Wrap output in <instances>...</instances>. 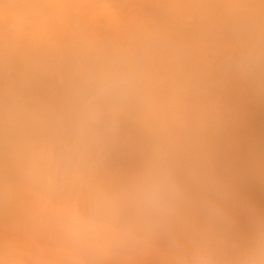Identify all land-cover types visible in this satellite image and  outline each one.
<instances>
[{"label":"rangeland","instance_id":"374dc122","mask_svg":"<svg viewBox=\"0 0 264 264\" xmlns=\"http://www.w3.org/2000/svg\"><path fill=\"white\" fill-rule=\"evenodd\" d=\"M10 1H13V0H0V91H1V93H0V112H1L0 118L3 116L6 117V118L0 119V165H2V166H0V175H1L0 178L1 179L4 178L3 181L0 179V200L3 203L4 202L7 203V201L11 202V200H13V202L15 200H18V201L14 202L13 204H6L5 205V203H4L3 205H0V207H2V206H3V208L8 207V209L10 207H13L14 209L16 208L17 210H20L19 211V213H20L21 211L27 210L26 208L29 207L30 204L34 203V204H36V205H34V207H32L33 208L32 209L33 214L36 210L34 217H36V213H40V216H41V215H44L46 213L45 211H48L51 214L50 217H49V214L45 215V216L49 217L48 219H50V220H51V218L55 219L54 217H56V218L60 217L61 218V216L63 218L65 217L64 218V220H65L66 218L69 217L68 213H70L71 216L72 215L75 216L76 213H77V215H85V214H89V213H92V212L100 210V209L103 210L105 208L106 210L104 209L103 212H104V214L106 213L105 215L108 216V217L107 216L106 217L109 219V221H111L110 218L114 213V215L112 216L113 220L111 221V223L116 224L115 229L117 231H118V229H119V231H121V230L126 231L125 229H127L126 232H130L129 234H131L132 236L134 235L135 239L133 238L131 240H120V239H115V238L110 237V236H109V238L107 236H101V240H97L98 236H96V237L94 236L95 238L94 237L91 238L92 243H90L89 245H91V246H89L86 244L78 243L69 236V234L66 231V228H64L65 225L63 226L64 223H61V222H65V224H66L67 219L65 221L62 220L60 223L58 222V227H60V228L63 227L65 230L63 232V233H65L63 235L64 237H62L63 233L62 234L60 233L61 238H63V239L66 238L65 239L66 241H67V239H72V241L69 240V242H72L73 244L75 242V244L77 243L79 246L81 245L79 249H78V247H79L78 245H77V248L74 246L75 244L73 246L76 249H78L77 251L80 250L79 253L82 257L85 255L83 257L84 259H85V257H87V255H86L87 253H88V257H91V258L87 257L88 260H92L93 257H96L98 255H100L101 257L102 256L104 257V255L107 254V255H110V257H111V258L109 257V263L108 264H111L110 261L112 262V260H113V262H112L113 264H126L122 260L123 257L125 256L124 255L125 250H126V248H127L126 251H129L130 249L132 250L134 247L133 245H135V244H139L138 246L136 245L137 247L136 246L134 247V249L136 248L138 250L139 249L141 250V251L137 250L138 252H146L147 251V254L150 253V255H151L152 252L155 253V250H156L160 253H163L166 255L168 254L170 256H172L174 254V256H172V257H175L176 255L180 254L179 256L183 255L184 260H187V258L189 259L188 256L191 257V255H192L195 257L196 261L199 258L198 262H200L201 264H204V263L205 264L206 263L207 264H209V263L210 264H222L223 259H225L227 262L231 261L234 264H243L242 261L245 263V261L250 256L253 255L251 253L252 248L249 249L250 245H252V247L254 248V250L256 252L261 250L262 247L259 248V244H262V242H264V240H262V241L258 240L261 243H258L256 241L251 242L252 238L254 237V236L251 237L252 236L251 234H253L254 231L252 229V232L249 234V232H245V230L249 231L251 226H252V228H254L253 225L257 229V227L259 226V225L257 226V221H258V219H260L262 217V215H264V211H263V209H264V199L263 198L264 197L262 198L260 196L264 193V186L263 187L261 186L262 184H264V182H263L264 180H262L263 183H261V179L256 177V175L254 173H256L258 175L257 171L253 172L254 175H252V173H251L252 170L249 168H247V170L244 169V171H243L242 168L245 167V165H243L245 163V160L243 158H242L243 160H241L240 158L242 157L241 154L245 155V153H243L242 151H239L238 152L239 154L237 155L236 151L239 147H240L239 148V150H240L241 145H243V143L246 144V142L248 140H250V143L248 141L247 145H250V144L254 145L253 142L255 143L257 140L259 141V139H261V141L264 142V139H263L264 138V133H263L264 132V123H263L264 117L262 119L263 121L260 120L261 117H258L264 111V108H262V106L259 105V104L264 105V103H262V102L259 103V101L264 100V79H263L264 76L261 75L259 77L258 75H256L254 73V72L258 71L257 69H259L260 63H258V62H260L261 60L264 59V57H263L264 56V0H257V1L252 0L251 2H248L249 0H243V1H247V2H243L241 0H239L240 2L238 0H224V1L221 0V2H219V1L214 0L215 4L217 2V4L215 6L212 3L213 0L212 1L211 0H205V1L199 0L200 2L201 1L205 2L206 5H207V3L208 4L210 3L211 5L213 4L212 8H214L215 10H213L211 8V5H209L207 9L205 8L207 6L202 7L204 5V3L202 6H199L201 4L200 3L198 4L197 0H190V2L193 1V3H192L193 5H190L191 3L189 4L186 2V0H183V3H185V2L187 3V4L186 3L183 4L184 7L182 6V4H179V3L178 4L182 7H180V6L175 7L177 5V1H176V5L174 4L175 0H172L174 3L171 0H169V1L164 0L166 2V4L163 0H101L102 2L100 1V3L96 0H94V1L93 0H83L84 3H86V6L82 0H74V1L73 0H70V1L69 0H65V1L63 0L64 3H62V0H56V1L51 0V2L54 1L53 5L51 4V2L49 3L50 0L46 1V2H48L47 4L44 2V0H42L43 2H41L39 5H30V7H29V5H27L29 9H31V6L34 7L33 11H32V9L31 10L26 9L25 7H23L25 10L24 9L22 10V5L26 6V4L25 5L20 4L21 2L19 3L18 0L17 1L14 0L13 1L14 4H13V2L11 3ZM87 1L91 2L92 6L94 5V7L96 5H99L102 3V5H99L101 7L100 8L101 10L97 6H96L97 10H95L94 7H92L89 3H87ZM103 1H105V2H103ZM158 1L160 2V4L158 3ZM233 1H234L235 5H237L236 6L237 9H236V7H233L234 5L232 6L233 8L231 7V3ZM92 2H95V3H92ZM168 2L169 3L171 2L173 5L167 4ZM178 2H182V0H178ZM222 2L223 3L229 2L228 6L226 5L224 7L225 3L223 4ZM241 2H243V3L240 4ZM55 3H56V7H60V9L55 7V5H54ZM194 3H195V5H194ZM245 3L247 6H245ZM8 4L9 5L13 4V5L9 6ZM18 4H20V5H18ZM60 4H62V5L60 6ZM196 4L200 8L197 7ZM221 4L223 7L220 6ZM161 5L164 6L163 7L164 11L162 10ZM41 6H43V7L41 8ZM62 6H64L63 9H62ZM218 6H220V7H218ZM230 7L232 8V10ZM253 7L255 8V10L257 9V12L254 11ZM165 8H168V10ZM240 8L241 9L244 8L243 11L238 10ZM258 8H260V9H258ZM26 10H28V12ZM55 10H57V11H55ZM252 10L254 13L251 12ZM261 11H262V13H261ZM26 12H27V14H26ZM236 12L238 15H236L235 19L236 20L240 19L239 17L241 16L240 22H243V21L245 22V20H247L245 22L246 25L244 24V22H243V24L240 23L239 20H237V24H233L234 23L233 22L234 16H235ZM241 12H242V14H241ZM258 12H260L261 14ZM223 13H226V14H223ZM251 13H252V15H250ZM257 13H258V15H257ZM66 14H68V16L72 15L69 18L67 17L69 20H67ZM165 14H166V16H165ZM230 14H232V15H230ZM225 15H228L229 17L225 16ZM243 15H244V17H243ZM249 15H250V17L254 16L253 20L255 17L258 18L257 19L258 21L257 20L253 21L249 17ZM7 16H8V18H6ZM225 17H226V19H225ZM227 17L231 18V20L228 19ZM248 17H249L250 21L253 23H251V24L247 23V22H250L248 20ZM20 18H21V21L19 20ZM71 18L73 20H71ZM245 18H247V19H245ZM64 19H66V20H64ZM165 19H166V21H165ZM84 20H86V21H84ZM6 21H7V23L9 22L10 24L9 23L7 24ZM16 21H18L17 24L14 23ZM64 21H67V22L64 23ZM230 22H232V23H230ZM36 23H37V27H36ZM4 24H7L8 26H5ZM33 24H34V26H33ZM232 24H233V26L230 27V25H232ZM247 24L248 25L250 24V25L248 26ZM256 24H257V26H256ZM238 25H240L241 27L239 26L237 28ZM251 25H253V26H251ZM224 26H228L230 29L228 27H224ZM86 27H88V28L86 29ZM71 28L73 30H71ZM248 28L249 29L252 28V29H250V32H247V31H249ZM255 28L257 30H255ZM58 29H60L59 32H58ZM83 29H84V31H83ZM236 29L237 30L239 29V31H241V32L236 31ZM63 30H65V31H63ZM242 30H245V31L242 32ZM39 31H43V33L46 35L43 34V36L40 37L42 35V33ZM189 31H191V32H189ZM14 32H15V34H18V35H15ZM24 32L26 34L23 35ZM82 32H84V33H82ZM97 32L99 33V35L98 34L96 35ZM31 34H32V36H31ZM39 34H40V36H39ZM190 35H191V37L192 36L194 37V40L190 37ZM24 36H25V38H24ZM38 36H39V38H38ZM95 36H97V38H95ZM89 37H91L92 39L94 37L93 40L95 42L92 41L91 38H89ZM21 39L23 41H21ZM85 39H86V41H85ZM165 41H167V42H165ZM91 43L93 44L92 46L90 45ZM109 50L111 51V53ZM23 51H25L27 53L26 54L24 52L25 55H27L26 57L24 55V57H25L24 60L22 58L23 57ZM18 54H19V56H18ZM20 55H22L21 58H20ZM105 57H106V59H105ZM69 61L72 63H69ZM66 62L69 65L68 66L66 64V66H68L69 68L66 67L65 65H63V63L65 64ZM102 62H105L107 64L104 65L105 63L102 64ZM108 65H110V66H108ZM103 66H106L107 70L105 69V67L103 68ZM28 67H29V70H28ZM65 67L68 68V71H66ZM75 67H77V69ZM18 68H20V69H18ZM30 69H31V71H30ZM63 69H65V70H63ZM65 72H68V74L67 73L66 74H67V76H70V78H71V79L69 78V80H68L69 83L67 81L68 77H66ZM258 72H256V73L260 74ZM25 73L27 75H29L27 80H25L27 78L26 77L27 75H25ZM22 75H23V77L25 76V79H23V77H21ZM30 75L31 76L34 75V76L31 77ZM38 75H40V76H38ZM62 75H64L65 77ZM16 76H18L19 79H17ZM42 76H43V78H42ZM16 80L23 82V83L17 82ZM24 80L27 82H25ZM48 80L50 81L49 84L47 83ZM254 80H256V81H254ZM29 81H31V82H29ZM133 81H134V83H133ZM257 81H259V82H257ZM65 82L68 83L69 85H67ZM127 83H129V85ZM66 85H67V88H69V89L65 88ZM130 85H132V86H130ZM133 85H135V86H133ZM54 86L56 88H54ZM28 87L31 88V89L29 88L31 91L28 89ZM234 87H235V89H233ZM10 88H12L14 90H12ZM51 88H53V89H51ZM53 90H54V92H52ZM67 90H69V91H67ZM232 90H235V91H233V93H235V94L230 92ZM243 90H244V92H243ZM2 91H3V93H2ZM10 91H11V93H15V91H16V93L18 92V95H21L19 93L20 91H22V92L24 91L23 95L25 97L20 96V99L24 100L22 102H25V106H24V103H22V102L20 103L17 100H14V101H17V102H14L13 98L16 97L15 99H17L18 95L15 96V94H16L15 93V94H12V96L14 95V97H12ZM27 91L31 92V94H29ZM239 91H240V93L242 92L241 94L246 93L245 91H247V93L245 95H247L248 92L250 91L249 92L250 94H248V95L254 96V98H252L253 96L251 97L255 101L254 106L255 107L257 106L256 108H254V109H256L254 112L256 113V111H257V113H259V115L252 116L254 121H256L255 123H253V125H250L249 120L247 119V117H244V114L241 115V113H243V111H242L243 107L240 104L241 102L239 101V99L234 98V100L233 99L229 100V99L233 98L236 94H238ZM25 92H27V94L30 95L31 99L33 98V97H31L32 94H33L32 96H34L36 94L35 96L38 99V101L40 98H42L40 101H42L44 99L43 102H45V103L42 102L41 103L42 105L39 103V105H41V106L40 107L38 106L39 108H42V109H39L37 107L38 102H37V99L36 100L34 99L35 97L33 98L32 103L34 104V102L36 101L37 103H35V104H37V105L35 106V104H34V107H33L31 102H29V103H31V104H29L28 99H30V98H28L29 96L27 97ZM43 93L46 95H44ZM48 93H49V95H47ZM210 93H211V95H210ZM226 93H228V95ZM240 93L236 96L241 97ZM6 94H7V96H6ZM53 94H54V97H52ZM207 94H209V95H207ZM230 94H232L234 96H232V95L229 96ZM120 95H121V97H120ZM123 95H124V97H123ZM179 95H180V97H179ZM59 96L61 98H58ZM164 96H165V98H164ZM169 96L174 97V98H172L173 101H172L171 97H169ZM250 96H248V97H250ZM63 97H65V99ZM210 97H211V99H210ZM213 97H214V100H215V98H219L218 100H220L221 102H219L217 100L216 103H214V101L212 99ZM243 97H244V95L242 96V98ZM25 98H26V100H25ZM48 98H49V100L51 99V101H49ZM31 99H30V101H31ZM45 99H46V101H45ZM60 99L62 100V102L64 100L65 103L62 105L60 103H58V101L60 102ZM149 99H151V100H149ZM9 100H11V102H8ZM55 100L57 101V103L55 105H53V102ZM211 100H212V103L210 104ZM228 100L231 101V103L234 101L236 103L237 107L234 105L235 104L234 102H233L234 104L233 103L231 104ZM256 100H257V104L259 103L258 105L255 104ZM237 101H238V103H237ZM12 102H14V103H12ZM46 102L47 103L50 102V104H49L50 106L47 105ZM180 102H181V104L185 103V105L182 104V106H186L187 105L186 103H188L187 106L189 108V111H188L187 106L184 107V109H187V110L184 111L183 109H181L183 107L182 106L179 107ZM202 102H203V104H202ZM217 102L219 105L217 104ZM7 103H9V104H7ZM205 103H206V105H205ZM189 104H190V106H189ZM237 104L240 105V108L242 107V110L240 108L238 109L239 105H237ZM11 105H13V106H11ZM29 105H31V107H29L30 109L34 108V111L39 110L37 112L39 114H37L35 112L36 117L34 116V114H32V113H34L33 109H31L33 112H31L30 109H27V107ZM43 105H45V106H43ZM14 106H15V108H14ZM18 106H19V109L21 112L19 111V109H17ZM22 106H24V109L21 108ZM62 106H64V107H62ZM215 106H217V108H215V110H214ZM8 107H10V108H8ZM53 107L55 109H53ZM148 107H150V108H148ZM191 107H193V108H191ZM44 108H46V109H44ZM65 108H67V109L65 110ZM7 109H9V110H7ZM10 109L12 112L10 111ZM49 109L52 111H50ZM190 109H194V110L191 112ZM16 110H18V111L15 112ZM202 110L205 112H203ZM259 110H261V113ZM24 111L26 113H27V111H29L28 112L29 114L27 113L25 115ZM57 111L58 112L61 111V112L58 113ZM214 111L216 114L214 113ZM46 112H48L50 114L47 115L48 113L46 114ZM186 112H188V113H186ZM190 112H191V114L194 112L193 115H190ZM238 112H240V113H238ZM254 112L251 111V113H254ZM152 113H153V115H152ZM12 114L15 115V117H13ZM199 114H200V116H199ZM237 114L239 115V117ZM8 115H10V116H8ZM23 115H25L26 117ZM37 115H39L40 117H38ZM202 115L204 117H202ZM215 115L217 116L218 119L216 118ZM20 116H22L23 117L22 119H25V120L28 119L29 116L31 118H29V120H26V122H25V120H23V121L21 120V122L23 124L20 122V124L18 125V122H19L18 120L21 119ZM150 116H152V118ZM252 117H251V119H252ZM15 118H16V120H15ZM32 118H33V120H31V122H30V119H32ZM44 118H46V119H44ZM181 118H183V119H181ZM204 118H205L206 122H204L205 121ZM226 118H227V120H226ZM34 119H35V122H34ZM41 119L43 121H40ZM165 119H166V121H164ZM184 119H186V120H184ZM52 120H53V122H52ZM202 120H204V121H202ZM254 121H252V122H254ZM27 122L29 125H27ZM29 122L32 123V126L34 128H32V126ZM186 122H187V124H186ZM227 122L228 123L230 122V123L228 124ZM57 123H59V124H57ZM25 124H26V126H25ZM240 124H241V126H239ZM254 124L256 125V127ZM46 125H48V126H46ZM199 125H200V127H199ZM204 125H205V127H204ZM247 125L249 126V128H247ZM17 126H19V127H17ZM232 126H234V127H232ZM243 126H245L247 130H243ZM38 127H39V129H38ZM224 127H226V128H224ZM47 128H49V129H47ZM193 128H194V130H193ZM212 128H213V130H212ZM253 128H255V129L257 128L259 130V132H261V133H258L261 135L257 134L259 139L256 136V134H255L256 137L254 136V132L256 133V131ZM37 129H38V131H37ZM249 129L253 130L254 132H250ZM48 130H50V131H48ZM225 130H226V132H225ZM227 130H228V132H227ZM232 130H234V131H232ZM242 130H243V132H242ZM53 131H55V132H53ZM246 131L249 132V135H248V132H246ZM180 132H181V134H180ZM223 132H225V133H223ZM231 133H233V134H231ZM251 133H253V134H251ZM183 135H184V139L182 137ZM197 135H199V136H197ZM251 135H253L254 137ZM56 136H58V137H56ZM192 136H194V137H192ZM216 137L218 140L216 139ZM188 138H190L191 139L190 141H192V142H190ZM59 139H60V141H59ZM209 140H211L212 142L210 141V143H209ZM204 141H206V143H204ZM258 141H257V143L259 144L260 141L259 142ZM64 142H67V143H65L66 146L64 145ZM89 143H90V145H89ZM257 143L255 144V146L257 145ZM210 145H211V147H210ZM247 145H244V146L247 147ZM67 146H68V148H67ZM204 146H205V148H204ZM206 146H207V148H206ZM244 146H242V147L245 148ZM43 149H44L46 154L44 153ZM62 149H64V150H62ZM197 149L198 150L200 149V151H198ZM234 150H236V151H234ZM243 151H244V149H243ZM26 153H29V154H26ZM224 153H225V155H224ZM226 153H228V154L230 153V154L227 155ZM88 154H89V157H91V159L88 158ZM218 157H220V159L217 160ZM230 157H233V158L230 159V162H229L227 160H229ZM236 157L240 160H235ZM243 157L245 158V156H243ZM204 158H207L208 160L207 159L204 160ZM43 159H45V160H43ZM57 159L59 160V162H57ZM37 160H42V161H44V163L37 164L36 163ZM220 160H221V163H220ZM86 161H87V163H86ZM201 161H203V162H201ZM207 161L209 163H212V164L209 165V163ZM240 161L244 162V163H242V165L244 167H242ZM188 164H190V165H188ZM197 164H198V167L200 165L199 168L196 167ZM202 164H203V166H205V168L202 166ZM217 164H219V166H221L222 168L219 166L216 167ZM29 165H30V167H29ZM32 165L33 166L35 165L34 168ZM52 165H54V166H52ZM240 165H241V167H240ZM51 166H52V168H51ZM206 166H207V168H206ZM227 166L228 167L231 166V167L227 168ZM28 167H29V169H28ZM212 167H214V168H212ZM215 167L218 169L221 168V170H223L224 172L223 171L220 172V170L218 171V169H216ZM195 168L196 169L198 168L197 170H199V169H202V170L197 171V170H194ZM232 168L234 169V172L231 173V171H233ZM6 169H7V171H6ZM84 169H86V170H84ZM213 169H216V171ZM212 170L214 171L213 172L214 175L211 172ZM96 171H97V173H96ZM187 171H188V173H187ZM245 171H248V172L250 171L249 172L250 174L245 173ZM205 172H206V174H205ZM216 172H218V173L216 174ZM225 172L230 173L229 177H228V173H225ZM243 172H244V174H243ZM12 173H13V175H12ZM194 174H196V175H194ZM209 174H210V176L211 175L212 176L210 177ZM198 175L201 176L202 178L197 177ZM218 175H222V176L220 177ZM231 175L233 178L231 177ZM68 176H70V179ZM71 176H73V177H71ZM81 176H82V178H81ZM223 176L225 177L224 179H223ZM258 176H260V175H258ZM74 177H76V178L74 179ZM79 177H80V179H79ZM191 177H194V179L196 177V179L194 180ZM217 178L219 180L221 178L220 183H222L223 185L220 183L219 184L217 183L219 181ZM34 179H37L38 181L34 180ZM197 179L199 181H196ZM215 179L218 181H216ZM39 180H41V181L39 182ZM42 180H43V182H42ZM64 180H65V182H64ZM82 180L85 182H83ZM209 180L210 181L212 180V182H214V183H212V182L211 183L214 184L215 187H217V189H215V191H214V186L212 184H209V185H207V183L204 184L205 182H209ZM227 180L231 181V182H227ZM56 181L58 183H56ZM25 182H27V184ZM34 182H37V183L33 184ZM154 182L164 183L167 186L168 195H167L165 201L163 202L162 206L159 209L146 210L140 202V193L144 187H146V186H148ZM223 182H225V184H227V185L229 183L230 185H228V186L224 185ZM236 182H237V185L239 186V188L233 187V189H232L231 188L233 186L232 184L234 183V185H236ZM256 182H257V184H256ZM258 182H260L261 185ZM43 183L45 185H43ZM216 183L218 184L217 186H216ZM38 184L40 186L42 185V187H40ZM64 184L66 186H64ZM94 184H95V186H94ZM36 185H38L40 189L37 188L38 186H36ZM46 185L47 186L49 185V188ZM60 185H63V186H60ZM83 185L86 187V189H85V187L83 188ZM200 185L202 187H203V185H205V186L207 185V186H209V188L207 186H206L207 188H205V186H204V188H202V187H200ZM219 185H221V186L219 187ZM254 185H256V186H254ZM22 186L24 189L22 188ZM225 186H227V187H225ZM62 187H64V189ZM248 187L250 189H248ZM25 188L29 191L27 192V190H25ZM89 188H91V189H89ZM201 188L203 189V191H201ZM222 188L224 189L223 193L221 191ZM256 188L258 191L255 190ZM61 189H63V190H61ZM45 190H46V192H45ZM83 190H86V191H83ZM253 190H255V191H253ZM259 190H261V191H259ZM42 191L47 193V195H50L51 197H53V194H54L55 200H54V197L50 198V196L48 197L46 194H43ZM92 191H94V192H92ZM62 192H64V193H62ZM84 192H86V193H84ZM91 192H92V195H91ZM203 192H205V193H203ZM254 192L256 193V195ZM257 192H259V193L257 194ZM30 193H32L34 195H32ZM48 193H50V194H48ZM51 193H53V194H51ZM83 193L85 196H83ZM208 193H212V194L207 195ZM86 194L88 196H86ZM217 194H218V196H219L218 198L220 200L217 198ZM219 194H221V195H219ZM251 194H254V195L252 196ZM35 195L38 196L39 199H38V197L36 198ZM203 195L205 196V198ZM196 196L199 198H197ZM222 196H223V198H222ZM225 196H227L228 198ZM209 197H210V200H207V199H209ZM211 197H212V200H211ZM234 197H237V199ZM255 197H257V198H255ZM19 198H20V200H19ZM41 198H43V199L40 200ZM44 198H45V200H47V202H49L50 208L45 204L46 201L44 200ZM83 199L85 200L86 203L82 202ZM215 199H217V200H215ZM222 199H224L225 201ZM255 199L256 200H263V203L260 204L261 203L260 201H259L260 203L255 201L256 202V205H255V203L253 202ZM53 200L57 202L58 206L56 205V202H54ZM191 200H192V202H191ZM234 201H235V204H234ZM105 202H106V204L108 203V206L105 204ZM237 203H238V205H237ZM53 204L55 207L53 206ZM176 204H178L179 206ZM174 205H175V207L176 206L177 207L175 208ZM196 205H197V207H196ZM228 205L230 206V208ZM77 206H78V209H77ZM191 206H192V208H191ZM237 206L240 209L239 208L237 209ZM35 207H36V209L34 210ZM52 207H54V208H52ZM71 207H72L73 213H71L70 210H68L69 212L67 211V209L71 208ZM169 207H171V208H169ZM195 207H196V209H195ZM182 208L186 209V210H182ZM61 209L63 210V212ZM76 209L78 210V212L75 211ZM194 209H195V211H193ZM3 210L4 209H1L0 211L3 212ZM42 210H44V211H42ZM177 210H179V211H177ZM9 211H11V210H9ZM9 211L7 210V212H9ZM110 211H111V213H110ZM118 211H120L121 214H118L119 213ZM182 211H183L184 216H185V218L183 217V220H186V219L187 220L190 219V220H188V221L186 220V222L182 220V218H181L182 217L181 214L183 215ZM187 211L190 212L191 214L187 213ZM107 212L109 215L107 214ZM195 212L198 214H196ZM235 212H236V214H235ZM243 212H244V214H241ZM9 213H11V212H9ZM14 213H16V212H14ZM17 213H18V211H17ZM21 213L23 215L22 218H24L26 216V214L24 215L23 212H21ZM21 213L19 215H21ZM122 213H123V215H122ZM177 213H178V215H177ZM239 213L243 217L241 215L238 216ZM2 214H0V216H2ZM29 214L32 215L31 212ZM186 214H188V216H187L188 218L186 217ZM192 214H194V216H195V214L198 215V218L197 217L194 218L195 220H197L196 222L194 221V219L193 220L191 219L194 217ZM231 214H235L233 216L237 215L236 217H234L237 219L230 218V216H228V215H231ZM189 215H192L193 217L192 216L190 217ZM199 215H200V217H199ZM5 216H6V214L4 213L2 218H0V222H3L2 225L4 224L3 226L0 227V233L2 234L3 231L7 228L12 230V232L14 233L13 236L15 238L13 236H12L13 239L10 238L12 233L9 235L6 233L7 237H9L12 240V242L16 241V240L18 241V239L20 240L21 237L22 238L24 237L23 239L21 238V240L23 242L25 241L24 239H26V240L29 239L27 242H30V240H31L30 238H32V237L29 236V232L32 233V231H33V239H34L35 238L34 234L36 235V233H37V231L35 233L34 230H38V234L44 235V233H46L48 231V229L51 231V229L49 228L50 224L51 225L53 223L55 224V222L58 221V219L57 220L55 219L56 221L54 220L51 222H49L50 220H48V222L50 224L47 222L49 224V226L46 229V232H43V231H39V230L44 229L41 227L39 228V226H41L40 224H43V223H41L40 221H37L36 218L34 219L35 220L34 221L30 217V219H32L31 223L34 222L35 224L37 223L39 225L36 224L37 226L34 225V227H30L29 225L23 226V230L25 229L26 231H27V229L30 228L28 230L29 232L27 231L28 233H25V230L23 232V231H21V229L18 231H15V229L17 227L20 228V226L25 225V223L29 224L30 223L28 221L29 218L28 219L26 218L25 220L23 219L25 223H23V221H21L20 222L21 224L18 221H16V223L18 222V224H19L18 225V224L14 223L15 220L13 221L14 217L13 218L11 217L12 219H7L8 217H10V214L7 215L8 217H5ZM233 216L231 215V217H233ZM122 217H123V219H122ZM176 217L178 219H176ZM245 217H250V218L245 219ZM60 218H59V220H61ZM116 218L117 219L121 218V219L119 221H115L113 223V221ZM224 218L228 219V220H225ZM238 218H241V219H239V221H238ZM263 218H264V216H263ZM128 219H130V220H128ZM216 219H218V221ZM222 219H224L225 221H222ZM242 219H244V220H242ZM2 220H5V221H2ZM16 220H18V217ZM39 220H41V219H39ZM181 220H182V222H181ZM229 220H231L232 222H236V221H238V222H236L237 223L236 224V223L230 222ZM233 220H236V221H233ZM241 220H242V222H241ZM179 221H180V223H179ZM216 221L219 222V225H216V224H218ZM221 221L224 223H222ZM247 221H249L250 223L253 222V224H250V228H248L249 226H244V225L249 224ZM190 222H192L191 224L196 223V224H193V226H197L199 224L200 227L193 228V226L190 224ZM214 222H215V224H214L215 226L213 227ZM243 222H245L246 224L245 223H244V225L242 224L243 225L242 227L236 226V225H238V223L241 225V223H243ZM261 222L262 223H258V224H262V226L260 225L261 227L259 229H261V228L263 229V227H264V222L263 221H261ZM117 223H120V224L118 225ZM185 223H187V225H190L189 227L193 228V230L190 228H188V230H187L188 226L185 225ZM201 223H202V225H201ZM205 223H207V224H205ZM5 224H8V225L13 224L12 226H14V227H12V226L10 227L8 225L5 226ZM125 224H127V225H125ZM180 224H182L181 227L179 226ZM203 224H205V225H203ZM0 225H1V223H0ZM30 225H32V224H30ZM47 225L45 227H47ZM183 225H185V228ZM171 226H173L174 231L172 230ZM226 226L227 227L229 226V230H228V228L226 230L227 232H225ZM230 226H232V227H230ZM176 227H177V229H176ZM204 227H206V228H204ZM207 227H208V229H207ZM212 227H213V230H212ZM244 227H245V229H244ZM133 228L134 229L137 228V230L136 229L134 230ZM151 228H155V229H151ZM238 228H243V233H247L246 234L247 237L251 238L249 240V242H247V240H246L247 237H245L246 239L244 238L245 234H243L241 232L242 230L241 229L239 230ZM56 230H59V229L57 228ZM140 230H142L143 233L139 232ZM144 230H145V232H144ZM146 230L152 234L150 235ZM162 230H164V231H162ZM223 230H224V232H222ZM232 230H235V232L238 234H235V232ZM19 231H21V233L22 234L24 233L25 235L20 236ZM60 231L62 232L61 229H60ZM60 231H54V232H56L55 234L57 235V237L53 236V238L56 240L51 238V240L52 241L54 240L55 243L56 242L58 243V241L60 242L63 240L62 239V240L57 241L58 237H59V239H61L60 236H58V234H59L58 232H60ZM259 231L257 230V233ZM191 232L192 233L194 232V233L192 234ZM239 232H241V234H243L242 235L243 237L240 235V237H242L241 239L246 240V241H243V243H246V242L249 243V245L246 243L248 245L247 251L242 252L244 256H241L242 258L241 257L235 258L236 254L233 253L234 256H231V257L232 258L234 257L235 260H232L230 257H227L228 259L223 258V256H221V255L224 254L223 253L224 251H222L224 249V247L221 246L220 243H222V242H220L219 240L222 241V240L226 239L227 242L226 241L225 242L228 243V245L231 243L232 246L231 245H229V246L232 247V249H234L236 247L234 245H236V242H238L239 245H237L236 249L239 246V248L237 250H239L241 252V251H243L242 250V248H243L245 251V247L243 246L244 244H242V246H240L241 242L239 240H241V239L239 237V234H240ZM147 233H148V236L145 237V235H147ZM153 233H155L154 236H153ZM158 233H161V234L158 235ZM165 233H167V234H165ZM233 233L236 235L235 236L236 239H237V237H239L237 240L234 238ZM162 234H163V236H161ZM258 234L260 236L261 235L264 236L263 235L264 231L261 233H258ZM6 235H5V237H6ZM52 235H53V233H52ZM186 235L188 237H191V235H195V236L194 237L192 236L190 238L191 240L190 239L188 240V237ZM197 235H198V237H197ZM202 235L203 236L205 235V237H203ZM206 235L210 236V238ZM217 235H219V237H217ZM259 235H258V237H259ZM0 236H3V235H0ZM16 236H17V239H16ZM36 236H37L36 238L41 237V236L38 237V235H36ZM46 236H47V234H46ZM46 236H44V237H46ZM180 236H181V238H180ZM211 236H214V237L211 238ZM141 237H142V239H141ZM159 237H161V238L159 239ZM195 237L197 238V240L195 239ZM202 237L205 239H202ZM9 238H7V242L5 241L6 243H8ZM184 238H185V240H184ZM261 238L263 239L264 237H261ZM45 239H47V238H45ZM99 239H100V236H99ZM109 239H110V241H109ZM136 239H137V241H136ZM138 239H139V241H138ZM11 240H10V242H11ZM65 240H63V241L65 242ZM103 240H104V242H103ZM215 240H217L218 243L220 242L219 244L221 246V248L219 247L215 251H221V253H223L219 256V258L222 257L223 259L221 258L219 261L218 260L216 261L217 258H215L213 256L214 254H212L213 252L215 253V255L220 254L219 252H215L213 250V249H215V247L213 248V246H212V248H210L211 246L206 244V247H207V249H206L205 246H203V245H205V243H208L209 241H210V244L212 241H214V242H212L214 244ZM234 240H236V242ZM256 240H257V238H256ZM33 241H32V243H33ZM40 241H42V240H40ZM44 241L46 242V240H44ZM108 241L110 242V244L108 243ZM111 241H113V242H111ZM144 241L148 242V246L152 242L150 247L154 246L156 248L155 249H153V248L147 249L149 247H147V243ZM233 241L235 242V244L233 243ZM1 242L2 241L0 238V244L2 245L4 243V241L2 243ZM34 242H36V241H34ZM38 242H36V243L39 244ZM105 242L108 244H106ZM14 243L16 244L15 246H17V247L19 245L21 247H23L24 244H26V243H24L22 245V243L20 244V241L14 242ZM111 243H114V244L111 245ZM117 243H118V245H117ZM183 244H185V245H183ZM194 244H196L197 246ZM12 245H13V243H12ZM103 245L105 247H107L110 251L109 250L107 251L106 250L107 248L105 249V247ZM125 245H127V247ZM181 245H183V246H181ZM198 245H199V247L200 246L201 247L196 248V247H198ZM223 245H224V242H223ZM247 245H245V246H247ZM30 246L35 247L34 244L30 245ZM82 246H83V248H82ZM110 246H112V248ZM139 246L140 247L142 246V249H144V251ZM187 246L188 247L190 246V247L188 248ZM218 246H216V247H218ZM102 247L104 248L103 250H101ZM203 247L206 249V251H205V249H202ZM225 247H226V244H225ZM113 248L115 251L113 250ZM117 248H119V249L122 248L125 250L121 251ZM160 248L162 250H160ZM257 248L259 249L258 251H257ZM32 249H34V248H32ZM111 249H112V251H111ZM134 249L132 251L136 252V250L134 251ZM191 249H194V250H191ZM196 249H199V250L201 249V251L196 250ZM105 250L107 253L104 252ZM177 250H178V252L181 251L184 254L183 253L177 254ZM189 250L192 251V253L190 255H189V253H190ZM161 251H163V252H161ZM202 251H203V253H202ZM226 251L227 250H225V252ZM255 251H253V252H255ZM81 252H83L84 254L83 253L81 254ZM121 252H124V253H121ZM186 252H188V254ZM197 252H201V255L198 254ZM259 252L261 253L262 251H259ZM229 253H231V252H228V254ZM237 253H239V252H237ZM242 253H240V254L242 255ZM95 254H97V255L95 256ZM204 254H205V256H204ZM207 254H209V256ZM92 255H93V257H92ZM155 255L157 256V253H155ZM224 255L226 256V254H224ZM231 255H232V253H231ZM152 256H154V254H152L151 257ZM179 256H176V257H179ZM210 256H212L213 259ZM216 256H218V255H216ZM204 257H205V259H204ZM206 257L210 258V260H208ZM244 257H245V259H244ZM161 258L163 259L162 256L159 257V259H161ZM179 258H182V257H179ZM262 258H263V256H262ZM159 259L157 258L156 261L157 262L159 261V263H160ZM162 259H161V262L164 261ZM153 260H154V258H153ZM153 260H152V264H153ZM199 260H201V261H199ZM212 260H213V262H211ZM214 260L216 261L215 263H214ZM156 261L154 263H156ZM206 261H209V263ZM189 262L191 263V260H189ZM159 263H156V264H159ZM229 263H226V264H229Z\"/></svg>","mask_w":264,"mask_h":264},{"label":"bare ground","instance_id":"6f19581e","mask_svg":"<svg viewBox=\"0 0 264 264\" xmlns=\"http://www.w3.org/2000/svg\"><path fill=\"white\" fill-rule=\"evenodd\" d=\"M13 1H14V0H13ZM13 1H10V2L12 3ZM16 1H17V0H16ZM46 1H47V0H44V2L47 4L48 2H46ZM48 1H49V0H48ZM55 1H56V0H55ZM64 1H65V0H64ZM69 1H70V0H69ZM73 1H74V0H73ZM82 1H83V0H82ZM93 1H94V0H93ZM96 1H98V2L100 3L101 0H96ZM163 1H164V0H163ZM166 1H167V0H166ZM168 1H169V0H168ZM171 1H172V0H171ZM176 1H177V5H176ZM197 1H198V4H199V3L201 4V5H199V6H202L203 3H204V5H203L202 7L207 6V7H205L206 9L208 8L209 5H211L210 3H209V4L207 3V5H206L205 2H202V1H201V2H202V3H201L199 0H197ZM197 1H196V2H197ZM204 1H205V0H204ZM211 1H212V0H211ZM216 1L221 2V0H216ZM222 1H224V0H222ZM238 1H239V0H238ZM241 1H243V0H241ZM251 1H252V0H249L248 2H251ZM256 1H257V0H256ZM18 2H19V3L21 2L20 4H24V5L26 4V6H23V5H22V10L24 9L23 7H25L26 9H28V10H31V9H32V11H33V8H34V7L31 6V9H29L27 5H29V7H30V5H39V4H40L41 2H43V1H42V0H18ZM50 2H51V0L49 1V3H50ZM53 2H54V1H53ZM53 2H51L52 5H53ZM58 2H59V1H58ZM101 2H102V1H101ZM103 2H105V1H103ZM164 2H165V1H164ZM164 2H163V3H164ZM172 2H173V1H172ZM186 2L189 3V4L191 3L190 5H193V4H192L193 1L190 2V0H189V1L186 0ZM186 2H185V3H186ZM209 2H210V1H209ZM239 2H240V1H239ZM243 2H247V1H243ZM243 2H241L240 4H242ZM254 2H255V1H254ZM16 3H17V2H16ZM60 3H61V2H60ZM62 3H64L63 0H62ZM83 3H84V1H83ZM87 3H89V4L92 6L91 2L87 1ZM92 3H95V2H92ZM158 3L160 4L159 1H158ZM161 3H162V2H161ZM173 3H174V2H173ZM178 3H179V4H182V6L184 7L183 4H185V3H183V0H182V2H178V0H175V3H174V4L176 5L175 7L180 6ZM187 3H186V4H187ZM212 3L214 4V6L217 4V2H216V4H215L214 0L212 1ZM222 3H223V2H222ZM224 3H225V5H224V7H225L226 5L228 6V3H229V2H228V3H227V2H224ZM224 3H223V4H224ZM13 4H14V2H13ZM13 4H10V5H13ZM20 4H18V5H20ZM84 4H85V6H86V3H84ZM96 4H97V3H96ZM165 4H166V2H165ZM167 4L170 5V4H172V3H171V2H170V3L168 2ZM213 4H212V5H213ZM219 4H220V3H219ZM251 4H252V3H251ZM8 5H9V4H8ZM10 5H9V6H10ZM41 5H42V4H41ZM43 5H44V4H43ZM54 5H55V7H56V3H55ZM58 5H59V4H58ZM61 5H62V4H60V6H61ZM99 5H102V3L99 4ZM99 5H96V6L100 9L101 7H100ZM172 5H173V4H172ZM194 5H195V3H194ZM196 5H197V4H196ZM212 5H211V8H212ZM233 5H234V6H233ZM257 5H258V4H257ZM45 6H46V5H45ZM45 6H44V7H45ZM96 6L94 7V5H93L92 7H94V9L97 10V9H96V8H97ZM103 6H104V5H103ZM105 6H106V5H105ZM166 6H167V5H166ZM166 6H165V7H166ZM182 6H180V7H182ZM199 6L197 5V7H199ZM214 6H213V7H214ZM220 6L223 7L222 4H221ZM220 6H218V7H220ZM232 6H233V7H236V6H237V5H235L234 1L231 3V7H232ZM240 6H241V5H240ZM245 6H247L246 3H245ZM248 6H249V5H248ZM254 6H255V5H254ZM18 7H19V6H18ZM42 7H43V6H41V8H42ZM55 7H54V8H55ZM63 7H64V6H62V9H63ZM65 7H66V6H65ZM161 7H162V10H163V7H164V6L161 5ZM218 7H217V8H218ZM231 7H230V8H231ZM233 7H232V8H233ZM251 7H252V6H251ZM259 7H260V6H259ZM20 8H21V7H20ZM56 8L60 9V7H56ZM56 8H55V9H56ZM66 8H67V7H66ZM90 8H91V7H90ZM102 8H103V7H102ZM199 8H200V7H199ZM232 8H231V10H232ZM256 8H257V7H256ZM18 9H19V8H18ZM165 9L168 10V8H165ZM212 9L215 10L214 8H212ZM221 9H222V8H221ZM228 9H229V8H228ZM236 9H237V7H236ZM243 9H244V8H243ZM243 9L240 8V9H238V10H242V11H243ZM253 9H254V11L257 12V9L255 10L254 7H253ZM258 9H260V8H258ZM20 10H21V9H20ZM20 10H19V11H20ZM24 10H25V9H24ZM28 10H26V11L28 12ZM100 10H101V9H100ZM103 10H104V9H103ZM209 10H210V9H209ZM246 10H247V9H246ZM55 11H57V10H55ZM58 11H59V10H58ZM62 11H63V10H62ZM163 11H164V10H163ZM259 11H260V10H259ZM24 12H25V11H24ZM27 12H26V14H27ZM161 12H162V11H161ZM213 12H214V11H213ZM251 12H253V10H252ZM63 13H64V12H63ZM159 13H160V12H159ZM215 13H216V12H215ZM253 13H254V12H253ZM258 13H260V12H258ZM258 13H257V15H258ZM261 13H262V11H261ZM261 13H260V14H261ZM95 14H96V13H95ZM156 14H157V13H156ZM163 14H164V13H163ZM217 14H218V13H217ZM223 14H226V13H223ZM239 14H240V13H239ZM241 14H242V12H241ZM64 15H65V14H64ZM74 15H75V14H74ZM76 15H77V14H76ZM157 15H158V14H157ZM221 15H222V14H221ZM230 15H232V14H230ZM236 15H238L237 12H236V14H235V16H234V21H233L234 23H233V24H237V20H239V22L241 21V20H240V19H241V16L239 17L240 19H237V20L235 19V18H236ZM250 15H252V13H251ZM250 15H249V17H250ZM254 15H255V14H254ZM257 15H256V16H257ZM71 16H72V15H71ZM71 16H70V15L68 16V14H66V18H67V17L69 18V17H71ZM165 16H166V14H165ZM165 16H164V17H165ZM225 16H228V15H225ZM9 17H10V16H9ZM12 17H13V16H12ZM76 17H77V16H76ZM87 17H88V16H87ZM228 17H229V16H228ZM228 17H227V18H228ZM243 17H244V15H243ZM249 17H248V20L250 21ZM253 17H254V16H253ZM253 17H250V18L253 20ZM260 17H261V16H260ZM6 18H8V16H7ZM48 18H49V17H48ZM68 18H67V20H69ZM72 18H73V17H72ZM72 18H71V20H73ZM90 18H91V17H90ZM221 18H222V17H221ZM237 18H238V17H237ZM12 19H13V18H12ZM76 19H77V18H76ZM76 19H75V20H76ZM82 19H83V18H82ZM225 19H226V17H225ZM228 19L231 20V18H228ZM228 19H227V20H228ZM245 19H247V18H245ZM245 19H244V20H245ZM257 19H258V18H256V17L254 18V20H257ZM13 20H14V19H13ZM17 20H18V19H17ZM19 20L21 21V18H20ZM64 20H66V19H64ZM71 20H70V21H71ZM162 20H163V19H162ZM235 20H236V21H235ZM254 20H253V21H254ZM70 21H69V22H70ZM84 21H86V20H84ZM165 21H166V19H165ZM242 21H243V20H242ZM246 21H247V20H245V22H246ZM257 21H258V20H257ZM17 22H18V21L14 22V23L17 24ZM66 22H67V21H64V23H66ZM235 22H236V23H235ZM243 22H244V21H243ZM243 22H240V23L243 24ZM245 22H244V24H245ZM6 23H7V21H6ZM8 23H9V22H8ZM8 23H7V24H8ZM87 23H88V22H87ZM230 23H232V22H230ZM240 23H239V24H240ZM247 23H250V24H251V23H253V22L250 21V22H247ZM254 23H255V22H254ZM7 24H4V25H5V26H8ZM9 24H10V23H9ZM233 24L230 25V27H232ZM250 24H249V25H250ZM38 25H39V24H38ZM227 25H228V24H227ZM245 25H246V24H245ZM247 25H248V24H247ZM249 25H248V26H249ZM254 25H255V24H254ZM33 26H34V24H33ZM234 26H235V25H234ZM239 26H240V25H238L237 28H238ZM251 26H253V25H251ZM256 26H257V24H256ZM259 26H260V25H259ZM36 27H37V23H36ZM38 27H39V26H38ZM224 27H228V26H224ZM240 27H241V26H240ZM242 27H243V26H242ZM245 27H246V26H245ZM254 27H255V26H254ZM87 28H88V27H86V29H87ZM219 28H220V27H219ZM228 28H229V27H228ZM234 28H235V27H234ZM39 29H40V28H39ZM62 29H63V28H62ZM84 29H85V28H84ZM84 29H83V31H84ZM224 29H225V28H224ZM229 29H230V28H229ZM248 29H249V28H248ZM248 29H247V30H248ZM250 29H252V28H250ZM250 29H249V31H247V30H246V31H247V32H250ZM35 30H36V29H35ZM40 30H41V29H40ZM59 30H60V29H58V32H59ZM65 30H66V29H65ZM65 30H63V31H65ZM71 30H73V29L71 28ZM188 30H189V29H188ZM188 30H187V31H188ZM190 30H191V29H190ZM231 30H232V29H231ZM240 30H241V29H240ZM255 30H257V29L255 28ZM21 31H22V30H21ZM63 31H62V32H63ZM87 31H88V30H87ZM236 31L241 32V31H239V29H238V30L236 29ZM243 31H245V30H242V32H243ZM39 32L42 33L41 36H40V34H39V36L42 37L43 34H44L43 31H39ZM72 32H73V31H72ZM189 32H191V31H189ZM194 32H195V31H194ZM6 33H7V32H6ZM37 33H38V32H37ZM60 33H61V32H60ZM74 33H75V32H74ZM82 33H84V32H82ZM192 33H193V32H192ZM192 33H191V34H192ZM14 34H15V32H14ZM24 34H26V33L24 32L23 35H24ZM62 34H63V33H62ZM65 34H66V33H65ZM94 34H95V33H94ZM97 34L99 35L98 32L96 33V35H97ZM15 35H18V34H15ZM19 35H20V34H19ZM44 35H46V34H44ZM71 35H72V34H71ZM84 35H85V34H84ZM25 36H26V35H25ZM25 36H24V38H25ZM31 36H32V34H31ZM39 36H38V38H39ZM92 36H93V35H92ZM14 37H15V36H14ZM19 37H20V36H19ZM190 37H191V35H190ZM20 38H21V37H20ZM36 38H37V37H36ZM89 38H91V37H89ZM95 38H97V36H95ZM191 38L194 40V37H193V36H192ZM195 38H196V37H195ZM93 39H94V37H93ZM93 39L91 38L92 41H94ZM162 39H163V38H162ZM88 40H89V39H88ZM21 41H23V40L21 39ZM85 41H86V39H85ZM92 41H91V42H92ZM94 42H95V41H94ZM163 42H164V41H163ZM165 42H167V41H165ZM168 43H169V42H168ZM21 44H22V43H21ZM166 44H167V43H166ZM23 45H24V44H23ZM88 45H89V44H88ZM90 45L92 46L93 44L91 43ZM29 47H30V46H29ZM25 50H26V49H25ZM109 51H110V50H109ZM24 52H25V51H23V57H22V55H20V58L22 57L23 60H24V58L27 56V55H25L26 52H25V53H24ZM105 53H106V52H105ZM110 53H111V51H110ZM26 54H27V53H26ZM24 55H25V57H24ZM79 55H80V54H79ZM104 55H105V54H104ZM112 55H113V54H112ZM18 56H19V54H18ZM103 57H104V56H103ZM115 57H116V56H115ZM115 57H114V58H115ZM263 57H264V56H263ZM105 59H106V57H105ZM259 59H260V58H259ZM70 61H71V60H70ZM70 61H69V63H72V62H70ZM105 62H106V61H105ZM105 62H102V64L105 63ZM258 63H260L259 69H257L259 72H258V71H256V72H258V73H260V74H257L256 72H254V73H255L256 75H258L259 77H260L261 75L264 76V59L261 60V61L258 62ZM66 64H67V62H66L65 64L63 63V65H65V66H66ZM102 64H101V65H102ZM106 64H107V63H105L104 65H106ZM109 64H110V63H109ZM116 64H117V63H116ZM253 64H254V63H253ZM63 65H62V66H63ZM67 65H68V64H67ZM71 65H72V64H71ZM71 65H70V66H71ZM68 66H69V65H68ZM68 66H66V67H68ZM76 66H77V65H76ZM108 66H110V65H108ZM111 66H112V65H111ZM57 67H58V66H57ZM60 67H61V66H60ZM66 67H65V69H66V71H68V68H69V67H68V68H66ZM71 67H72V66H71ZM77 67H78V66H77ZM77 67H75V68L77 69ZM104 67H105V69H106V66H103V68H104ZM114 67H115V66H114ZM103 68H102V69H103ZM18 69H20V68H18ZM65 69H63V70H65ZM70 69H71V68H70ZM73 69H74V68H73ZM73 69H72V70H73ZM108 69H109V68H108ZM28 70H29V67H28ZM106 70H107V69H106ZM254 70H255V69H254ZM26 71H27V70H26ZM30 71H31V69H30ZM50 71H51V70H50ZM61 71H62V70H61ZM75 71H76V70H75ZM108 71H109V70H108ZM154 71H155V70H154ZM20 72H21V71H20ZM44 72H45V71H44ZM58 72H59V71H58ZM73 72H74V71H73ZM73 72H72V73H73ZM184 72H185V71H184ZM29 73H30V72H29ZM63 73H64V72H63ZM66 73L68 74V72H65L66 77H68V78H67V81H68L69 78H70V76H67ZM100 73H101V72H100ZM109 73H110V72H109ZM111 73H112V72H111ZM116 73H117V72H116ZM185 73H186V72H185ZM183 74H184V73H183ZM255 74H254V75H255ZM25 75H27V74L25 73ZM72 75H73V74H72ZM117 75H118V74H117ZM153 75H154V74H153ZM28 76H29V75L26 76V77H27L26 79H25V76L23 77V75H22L21 77H23V79L27 80V79H28ZM30 76H31V75H30ZM33 76H34V75H33ZM33 76H31V77H33ZM38 76H40V75H38ZM38 76H37V77H38ZM62 76H64V75H62ZM252 76H253V75H252ZM16 77H17V79H19L18 76H16ZM31 77H30V78H31ZM45 77H46V76H45ZM45 77H44V78H45ZM64 77H65V76H64ZM259 77H258V78H259ZM42 78H43V76H42ZM261 78H262V77H261ZM32 79H33V78H32ZM35 79H36V78H35ZM35 79H34V80H35ZM63 79H64V78H63ZM70 79H71V78H70ZM256 79H257V78H256ZM263 79H264V77H263ZM25 80H24V81H25ZM38 80H39V79H38ZM130 80H131V79H130ZM16 81H17V80H16ZM46 81H47V80H46ZM106 81H107V80H106ZM128 81H129V80H128ZM254 81H256V80H254ZM17 82H20V81H17ZM25 82H27V81H25ZM29 82H31V81H29ZM49 82H50V81L48 80L47 83L49 84ZM130 82H131V81H130ZM257 82H259V81H257ZM20 83H23V82H20ZM20 83H19V84H20ZM44 83H45V82H44ZM65 83H66V82H65ZM68 83H69V81H68ZM68 83H66V84L69 85ZM133 83H134V81H133ZM17 84H18V83H17ZM25 84H26V83H25ZM50 84H51V83H50ZM70 84H71V83H70ZM127 84L129 85V83H127ZM130 84H131V83H130ZM67 85L65 86V88H67ZM45 86H46V85H45ZM48 86H49V85H48ZM52 86H53V85H52ZM130 86H132V85H130ZM130 86H129V87H130ZM133 86H135V85H133ZM239 86H240V85H239ZM50 87H51V86H50ZM68 87H69V86H68ZM29 88H30V87H28V89H29ZM54 88H56V87L54 86ZM59 88H60V87H59ZM61 88H62V87H61ZM150 88H151V87H150ZM150 88H149V89H150ZM165 88H166V87H165ZM236 88H237V87H236ZM10 89H12V88H10ZM30 89H31V88H30ZM30 89H29V90H30ZM47 89H48V88H47ZM51 89H53V88H51ZM67 89H69V88H67ZM128 89H129V88H128ZM130 89H131V88H130ZM133 89H134V88H133ZM135 89H136V88H135ZM140 89H141V88H140ZM233 89H235V87H234ZM4 90H5V89H4ZM12 90H14V89H12ZM45 90H46V89H45ZM137 90H138V89H137ZM160 90H161V89H160ZM248 90H249V89H248ZM260 90H261V89H260ZM25 91H26V90H25ZM30 91H31V90H30ZM67 91H69V90H67ZM153 91H154V90H153ZM233 91H235V90H232V91H230V92L233 93ZM236 91H237V90H236ZM241 91H242V90H241ZM5 92H6V91H5ZM12 92H13V91H12ZM21 92H22V91L19 92L21 95H18V92L16 93V91H15V93H16V94H15V93H11V91H10L11 96H12V94H15V96L18 95L17 97L19 98V99H18V98L15 99V98H16V97H15V98H13V101H14V100H17V101L20 102V103H21L22 101H24V100H21V99H20V96L25 97V96L23 95V94H24V93H23L24 91H23L22 93H21ZM27 92H28V91H27ZM27 92H25V93H26L27 97L29 96L28 98H30V95H29V94H31V92H28L29 94H27ZM46 92H47V91H46ZM52 92H54V90H53ZM52 92H51V93H52ZM70 92H71V91H70ZM170 92H171V91H170ZM230 92H229V93H230ZM243 92H244V90H243ZM245 92L247 93V91H245ZM249 92H250V91H249ZM249 92H248V94H250ZM0 93H1V91H0ZM2 93H3V91H2ZM117 93H118V92H117ZM142 93H143V92H142ZM239 93H240V91L238 92V94H239ZM241 93H242V92H241ZM241 93H240L241 97H240V96H236V95H238V94H236L235 96L232 95V94H230L229 96L232 95V96H234V97L231 98V99H229V100H232V99L234 100V98L239 99V101L241 102V103H240V102H239V103H240V104L242 105V107H243V110H242V107L240 108V105L237 104V105H239L238 109L240 108V109L243 111V113H241V115L244 114V117H247V119L249 120L250 125H253V123H255L256 121H254V119H253L252 116H255V115L257 116V115H259V113H257V111H256V113L254 112V111L256 110V109H254V108L257 107V106H256V107L254 106V102H255V101H254V99H252V98H254V96L252 95V96H253V97H252V96H250V95L247 94L248 96H250V97H248L247 95H245L246 93H243V94H241ZM260 93H261V92H260ZM43 94H44V93H43ZM69 94H70V93H69ZM135 94H136V93H135ZM144 94H145V93H144ZM184 94H185V93H184ZM226 94L228 95V93H226ZM233 94H235V93H233ZM9 95H10V94H9ZM32 95H33V94H32ZM32 95H31V97H33V98L35 97L34 99L36 100V99H37L36 96H35L36 94H35L34 96H32ZM44 95H46V94H44ZM47 95H49V93H48ZM67 95H68V94H67ZM175 95H176V94H175ZM207 95H209V94H207ZM210 95H211V93H210ZM214 95H215V94H214ZM216 95H217V94H216ZM243 95H244V97L242 98ZM6 96H7V94H6ZM11 96H10V97H11ZM40 96H41V95H40ZM56 96H57V95H56ZM137 96H138V95H137ZM143 96H144V95H143ZM165 96H166V95H165ZM165 96H164V98H165ZM2 97H3V96H2ZM12 97H14V95H13ZM22 97H21V98H22ZM27 97H26V98H27ZM46 97H47V96H46ZM46 97H45V98H46ZM49 97H50V96H49ZM52 97H54V94H53ZM52 97H51V98H52ZM120 97H121V95H120ZM120 97H119V98H120ZM123 97H124V95H123ZM154 97H155V96H154ZM166 97H167V96H166ZM169 97H171V99L174 98V97H172V96H169ZM177 97H178V96H177ZM179 97H180V95H179ZM211 97H212V96H211ZM211 97H210V99H211ZM237 97H238V98H237ZM239 97H240V98H239ZM251 97H252V98H251ZM26 98H25V100H26ZM28 98H27V99H28ZM33 98H32V99L30 98L31 101H30V99H28V103H29V102L32 103V102H33ZM43 98H44V97H43ZM58 98H61V97L59 96ZM63 98L65 99V97H63ZM127 98H128V97H127ZM142 98H143V97H142ZM155 98H156V97H155ZM162 98H163V97H162ZM167 98H168V97H167ZM41 99H42V98H40L39 101H40ZM46 99H47V98H46ZM46 99H45V101H46ZM54 99H55V98H54ZM54 99H53V100H54ZM183 99H184V98H183ZM183 99H182V100H183ZM207 99H208V98H207ZM212 99H213L214 103H216V101H217L219 98H215V100H214V97H213ZM225 99H226V98H225ZM19 100H20V101H19ZM43 100H44V99H43ZM43 100L39 102L38 99H37L38 105L35 104V103H37V102L35 101V102H34L35 106L37 105V107H38V106L40 107V106L42 105L41 103L43 102ZM48 100H49V98H48ZM125 100H126V99H125ZM149 100H151V99H149ZM161 100H162V99H161ZM179 100H180V99H179ZM186 100H187V99H186ZM203 100H204V99H203ZM203 100H202V101H203ZM229 100H228V101H229ZM17 101H14V102H17ZM49 101H51V99H50ZM55 101H56V100H55ZM55 101L53 102V105H55V104L57 103V101H56V102H55ZM66 101H67V100H66ZM166 101H167V100H166ZM172 101H173V99H172ZM218 101L221 102L220 100H218ZM225 101H226V100H225ZM8 102H11V100H9ZM14 102H12V103H14ZM69 102H70V101H69ZM125 102H126V101H125ZM168 102H169V101H168ZM181 102H182V101H181ZM181 102H180L179 107H181L182 104L185 105V103H182V104H181ZM184 102H185V101H184ZM204 102H205V101H204ZM229 102L231 103V101H229ZM233 102H234V101H233ZM233 102H232V103H233ZM260 102L264 103V100H263V101H262V100L259 101V103H260ZM22 103H24V106H25V102H22ZM31 103H29V104H31ZM39 103H40L41 105H39ZM43 103H45V102H43ZM46 103H47V102H46ZM58 103H60V104L62 105V104L65 103V101L63 100V102H62V100L60 99V102L58 101ZM67 103H68V102H67ZM122 103H123V102H122ZM173 103H174V102H173ZM173 103H172V104H173ZM178 103H179V102H178ZM211 103H212V100L210 101V104H211ZM232 103H231V104H232ZM234 103H235V102H234ZM234 103H233V104H234ZM237 103H238V101H237ZM259 103H258V104H259ZM7 104H9V103H7ZM15 104H16V103H15ZM26 104H27V103H26ZM34 104L32 103V106H33V107H34ZM49 104H50V102L47 103V105H49ZM125 104H126V103H125ZM186 104L188 105V103H186ZM202 104H203V102H202ZM217 104H218V102H217ZM217 104H216V105H217ZM255 104L258 105V104H257V100H256V103H255ZM16 105H17V104H16ZM22 105H23V104H22ZM45 105H46V104H45ZM45 105H43V106H45ZM119 105H120V104H119ZM131 105H132V104H131ZM187 105H186V106H187ZM205 105H206V103H205ZM218 105H219V104H218ZM218 105H217V106H218ZM234 105L236 106V103H235ZM259 105H261L262 108H264V105H262V104H259ZM8 106H9V105H8ZM11 106H13V105H11ZM24 106H22L21 108L24 109ZM49 106H50V105H49ZM51 106H52V105H51ZM67 106H68V105H67ZM117 106H118V105H117ZM167 106H168V105H167ZM169 106H170V105H169ZM186 106H182L183 108H181V109H183L184 111L187 110V109H184V107H186ZM189 106H190V104H189ZM209 106H210V105H209ZM209 106H208V107H209ZM211 106H212V105H211ZM213 106H214V105H213ZM217 106L214 107V110H215V108H217ZM16 107H17V106H16ZM26 107H27V106H26ZM29 107H31V105H29V106L27 107V109H30ZM39 107H38V108H39ZM46 107H47V106H46ZM62 107H64V106H62ZM206 107H207V106H206ZM236 107H237V106H236ZM258 107H259V106H258ZM8 108H10V107H8ZM14 108H15V106H14ZM38 108H37V109H38ZM57 108H58V107H57ZM135 108H136V107H135ZM148 108H150V107H148ZM187 108H188V106H187ZM191 108H193V107H191ZM260 108H261V107H260ZM12 109H13V108H12ZM17 109H19V106H18ZM31 109H33V111H34V108H31ZM31 109H30V111L33 112ZM39 109H42V108H39ZM44 109H46V108H44ZM44 109H43V110H44ZM53 109H55V108L53 107ZM61 109H62V108H61ZM66 109H67V108H65V110H66ZM257 109H258V108H257ZM7 110H9V109H7ZM49 110H50V109H49ZM49 110H48V111H49ZM56 110H57V109H56ZM68 110H69V109H68ZM179 110H180V109H179ZM193 110H194V109H190L191 112H192ZM10 111H11V109H10ZM17 111H18V110H16L15 112H17ZM19 111H20V109H19ZM38 111H39V110H38ZM38 111H34V113H32V114H34V116L36 117V113H37ZM50 111H52V110H50ZM188 111H189V108H188ZM202 111H203V110H202ZM209 111H210V110H209ZM233 111H234V110H233ZM242 111H241V112H242ZM251 111H253L254 113H251ZM259 111H260V113H261V110H259ZM11 112H12V111H11ZM15 112H14V113H15ZM20 112H21V111H20ZM24 112H25V111H24ZM28 112H29V111H27V113H28ZM35 112H36V113H35ZM53 112H54V111H53ZM57 112H58V111H57ZM57 112H56V113H57ZM59 112H61V111H59ZM59 112H58V113H59ZM71 112H72V111H71ZM153 112H154V111H153ZM191 112H190V115H193L194 112H193L192 114H191ZM203 112H205V111H203ZM0 113H1V112H0ZM27 113L25 112V115H26ZM47 113H48V112H46V114H47ZM56 113H55V114H56ZM172 113H173V112H172ZM186 113H188V112H186ZM186 113H185V114H186ZM212 113H213V112H212ZM214 113H215V111H214ZM217 113H218V112H217ZM238 113H240V112H238ZM5 114H6V113H5ZM15 114H16V113H15ZM28 114H29V113H28ZM37 114H39V113H37ZM40 114H41V113H40ZM49 114H50V113H48L47 115H49ZM53 114H54V113H53ZM53 114H52V115H53ZM157 114H158V113H157ZM157 114H156V115H157ZM215 114H216V113H215ZM10 115H11V114H10ZM10 115H8V116H10ZM12 115H13V114H12ZM25 115H23V116H25ZM152 115H153V113H152ZM166 115H167V114H166ZM187 115H188V114H187ZM205 115H206V114H205ZM237 115H238V114H237ZM241 115H240V116H241ZM8 116H7V117H8ZM37 116L40 117L39 115H37ZM50 116H51V115H50ZM199 116H200V114H199ZM206 116H207V115H206ZM215 116H216V115H215ZM215 116H214V117H215ZM13 117H15V115H13ZM20 117H21V119L18 120V121H19V122H18V125L20 124L21 120H22V121L25 120V119H22V118H23L22 116H20ZM25 117H26V116H25ZM35 117H34V118H35ZM51 117H52V116H51ZM58 117H59V116H58ZM150 117L152 118V116H150ZM150 117H149V118H150ZM157 117H158V116H157ZM159 117H160V116H159ZM202 117H204V116L202 115ZM226 117H227V116H226ZM238 117H239V115H238ZM251 117H252V119H251ZM258 117H261L260 120H262L263 117H264V111H263ZM2 118H6V117L3 116V117H1L0 119H2ZM29 118H31V117L29 116ZM29 118L26 119V120H29ZM154 118H155V117H154ZM164 118H165V117H164ZM189 118H190V117H189ZM206 118H207V117H206ZM210 118H211V117H210ZM216 118H217V116H216ZM10 119H11V118H10ZM12 119H13V118H12ZM17 119H18V118H17ZM44 119H46V118H44ZM60 119H61V118H60ZM158 119H159V118H158ZM161 119H162V118H161ZM181 119H183V118H181ZM207 119H208V118H207ZM217 119H218V118H217ZM240 119H241V118H240ZM255 119H256V118H255ZM257 119H258V118H257ZM4 120H5V119H4ZM15 120H16V118H15ZM26 120H25V122H26ZM31 120H33V118L30 119V122H31ZM38 120H39V119H38ZM50 120H51V119H50ZM67 120H68V119H67ZM184 120H186V119H184ZM184 120H183V121H184ZM188 120H189V119H188ZM199 120H200V119H199ZM204 120H205V118H204ZM204 120H202V121H204ZM224 120H225V119H224ZM226 120H227V118H226ZM226 120H225V121H226ZM263 120H264V119H263ZM263 120H262V121H263ZM2 121H3V120H2ZM40 121H43V120L41 119ZM56 121H57V120H56ZM157 121H158V120H157ZM164 121H166V119H165ZM207 121H208V120H207ZM225 121H224V122H225ZM237 121H238V120H237ZM252 121H254V122H252ZM257 121H258V120H257ZM25 122H24V123H25ZM30 122H29V123H30ZM34 122H35V119H34ZM44 122H45V121H44ZM46 122H47V121H46ZM50 122H51V121H50ZM50 122H49V123H50ZM52 122H53V120H52ZM57 122H58V121H57ZM204 122H206V120H205ZM220 122H221V121H220ZM220 122H219V123H220ZM249 122H248V123H249ZM12 123H13V122H12ZM21 123H22V122H21ZM40 123H41V122H40ZM202 123H203V122H202ZM227 123H228V122H227ZM229 123H230V122H229ZM229 123H228V124H229ZM235 123H236V122H235ZM263 123H264V122H263ZM22 124H23V123H22ZM30 124H31V126H32V123H30ZM42 124H43V123H42ZM57 124H59V123H57ZM169 124H170V123H169ZM186 124H187V122H186ZM200 124H201V123H200ZM205 124H206V123H205ZM223 124H224V123H223ZM27 125H29L28 122H27ZM53 125H54V124H53ZM53 125H52V126H53ZM154 125H155V124H154ZM212 125H213V124H212ZM254 125H255V124H254ZM25 126H26V124H25ZM39 126H40V125H39ZM46 126H48V125H46ZM58 126H59V125H58ZM66 126H67V125H66ZM66 126H65V127H66ZM70 126H71V125H70ZM201 126H202V125H201ZM208 126H209V125H208ZM229 126H230V125H229ZM229 126H228V127H229ZM237 126H238V125H237ZM239 126H241V124H240ZM239 126H238V127H239ZM17 127H19V126H17ZM56 127H57V126H56ZM56 127H55V128H56ZM168 127H169V126H168ZM196 127H197V126H196ZM199 127H200V125H199ZM202 127H203V126H202ZM202 127H201V128H202ZM204 127H205V125H204ZM206 127H207V126H206ZM209 127H210V126H209ZM213 127H214V126H213ZM226 127H227V126H226ZM226 127H224V128H226ZM232 127H234V126H232ZM252 127H253V126H252ZM252 127H251V128H252ZM255 127H256V125H255ZM32 128H34V127L32 126ZM62 128H63V127H62ZM188 128H189V127H188ZM190 128H191V127H190ZM230 128H231V127H230ZM239 128H240V127H239ZM247 128H249L248 125H247ZM251 128H250V129H251ZM21 129H22V128H21ZM24 129H25V128H24ZM38 129H39V127H38ZM38 129H37V131H38ZM41 129H42V128H41ZM47 129H49V128H47ZM53 129H54V128H53ZM71 129H72V128H71ZM196 129H197V128H196ZM209 129H210V128H209ZM214 129H215V128H214ZM250 129H249V130H250ZM253 129H255V128H253ZM256 129H257V128H256ZM256 129H255L256 133H255L253 130H250V132H254V136H255V134H256V136H257L258 133H261V132H259L258 129H257V130H256ZM259 129H260V128H259ZM31 130H32V129H31ZM35 130H36V129H35ZM189 130H190V129H189ZM193 130H194V128H193ZM193 130H192V131H193ZM197 130H198V129H197ZM205 130H206V129H205ZM212 130H213V128H212ZM221 130H222V129H221ZM243 130H247L245 126H243ZM243 130H242V132H243ZM249 130H248V131H249ZM41 131H42V130H41ZM48 131H50V130H48ZM51 131H52V130H51ZM232 131H234V130H232ZM235 131H236V130H235ZM248 131H246V132H248ZM257 131H258V132H257ZM33 132H34V131H33ZM53 132H55V131H53ZM195 132H196V131H195ZM225 132H226V130H225ZM225 132H223V133H225ZM227 132H228V130H227ZM27 133H28V132H27ZM46 133H47V132H46ZM178 133H179V132H178ZM263 133H264V132H263ZM174 134H175V133H174ZM180 134H181V132H180ZM182 134H183V133H182ZM231 134H233V133H231ZM231 134H230V135H231ZM246 134H247V133H246ZM251 134H253V133H251ZM178 135H179V134H178ZM201 135H202V134H201ZM217 135H218V134H217ZM221 135H222V134H221ZM248 135H249V132H248ZM258 135H261V134H258ZM12 136H13V135H12ZM188 136H189V135H188ZM188 136H187V137H188ZM197 136H199V135H197ZM203 136H204V135H203ZM203 136H202V137H203ZM213 136H214V135H213ZM218 136H219V135H218ZM246 136H247V135H246ZM251 136H253V135H251ZM254 136H253V137H254ZM256 136H255V137H256ZM56 137H58V136H56ZM178 137H179V136H178ZM182 137H183V139H184V135H183ZM187 137H186V138H187ZM192 137H194V136H192ZM257 137H258V136H257ZM260 137H261V136H260ZM262 137H263V136H262ZM20 138H21V137H20ZM176 138H177V137H176ZM207 138H208V137H207ZM223 138H224V137H223ZM227 138H228V137H227ZM30 139H31V138H30ZM55 139H56V138H55ZM72 139H73V138H72ZM181 139H182V138H181ZM188 139H189V141L191 140L190 138H188ZM214 139H215V138H214ZM216 139H217V137H216ZM258 139H259V137H258ZM263 139H264V138H263ZM11 140H12V139H11ZM66 140H67V139H66ZM192 140H193V139H192ZM211 140H212V139H211ZM211 140H209V143H210ZM217 140H218V139H217ZM18 141H19V140H18ZM59 141H60V139H59ZM81 141H82V140H81ZM81 141H80V142H81ZM88 141H89V140H88ZM198 141H199V140H198ZM201 141H202V140H201ZM214 141H215V140H214ZM248 141H249V143H250V140H248ZM248 141H247V142H248ZM252 141H253V140H252ZM257 141H258V140H257ZM257 141H256L255 143L253 142L254 145H252V144L247 145V142H246V144L242 142L243 145H241V149L239 150V148H240V147H239V148L237 149V151H236V150H234V151L237 152V155L239 154V153H238L239 151H242L243 153H245V155H244V154H241L242 157L240 156V157H241V158H240L241 160H243V159L245 160V163H244L243 161H242V162L240 161L241 165H242V163H244L243 165H245V167L242 165V167H244V168H242L243 171H244V169L247 170V168L251 169V170H252V172H251L252 175L255 174L257 178H260V179H261V183H263L264 181L262 182V180H264V142L261 141V139H259L260 143L258 144ZM259 141H258V142H259ZM14 142H15V141H14ZM16 142H17V141H16ZM70 142H71V141H70ZM190 142H192V141H190ZM211 142H212V141H211ZM32 143H33V142H32ZM32 143H31V144H32ZM65 143H67V142H64V145H65ZM82 143H83V142H82ZM194 143H195V142H194ZM194 143H193V144H194ZM199 143H200V142H199ZM204 143H206V141H204ZM240 143H241V142H240ZM251 143H252V142H251ZM256 143H257V145L255 146ZM218 144H219V143H218ZM237 144H238V143H237ZM4 145H5V144H4ZM33 145H34V144H33ZM89 145H90V143H89ZM91 145H92V144H91ZM183 145H184V144H183ZM196 145H197V144H196ZM244 145H247V147H245ZM61 146H62V145H61ZM65 146H66V145H65ZM72 146H73V145H72ZM186 146H187V145H186ZM197 146H198V145H197ZM202 146H203V145H202ZM202 146H201V147H202ZM219 146H220V145H219ZM234 146H235V145H234ZM242 146H244L245 148H243ZM96 147H97V146H96ZM191 147H192V146H191ZM198 147H199V146H198ZM210 147H211V145H210ZM216 147H217V146H216ZM221 147H222V146H221ZM62 148H63V147H62ZM64 148H65V147H64ZM67 148H68V146H67ZM143 148H144V147H143ZM192 148H193V147H192ZM194 148H195V147H194ZM204 148H205V146H204ZM206 148H207V146H206ZM10 149H11V148H10ZM32 149H33V148H32ZM80 149H81V148H80ZM80 149H79V150H80ZM94 149H95V148H94ZM97 149H98V148H97ZM102 149H103V148H102ZM201 149H202V148H201ZM220 149H221V148H220ZM243 149H244V151H243ZM19 150H20V149H19ZM62 150H64V149H62ZM197 150H198V149H197ZM231 150H232V149H231ZM26 151H27V150H26ZM28 151H29V150H28ZM34 151H35V150H34ZM36 151H37V150H36ZM43 151H44V149H43ZM43 151H42V152H43ZM82 151H83V150H82ZM193 151H194V150H193ZM198 151H200V149H199ZM207 151H208V150H207ZM8 152H9V151H8ZM29 152H30V151H29ZM79 152H80V151H79ZM88 152H89V151H88ZM195 152H196V151H195ZM236 152H235V153H236ZM33 153H34V152H33ZM44 153H45V151H44ZM66 153H67V152H66ZM84 153H85V152H84ZM97 153H98V152H97ZM193 153H194V152H193ZM21 154H22V153H21ZM26 154H29V153H26ZM26 154H25V155H26ZM45 154H46V153H45ZM226 154L229 155L230 153H229V154L226 153ZM31 155H32V154H31ZM35 155H36V154H35ZM81 155H82V154H81ZM224 155H225V153H224ZM224 155H223V156H224ZM235 155H236V154H235ZM23 156H24V155H23ZM39 156H40V155H39ZM90 156H91V155H90ZM198 156H199V155H198ZM243 156H245V158H244ZM26 157H27V156H26ZM33 157H34V156H33ZM238 157H239V156H238ZM42 158H43V157H42ZM44 158H45V157H44ZM60 158H61V157H60ZM88 158L91 159V157H89V154H88ZM95 158H96V157H95ZM223 158H224V157H223ZM223 158H222V159H223ZM232 158H233V157H230L229 160H227V161L230 162V159H232ZM242 158H243V159H242ZM31 159H32V158H31ZM38 159H39V158H38ZM198 159H199V158H198ZM200 159H201V158H200ZM205 159H207V158H204V160H205ZM218 159H220V157H218L217 160H218ZM240 159H238L237 157L235 158V160H240ZM43 160H45V159H43ZM86 160H87V159H86ZM207 160H208V159H207ZM210 160H211V159H210ZM217 160H216V161H217ZM35 161H36V160H35ZM225 161H226V160H225ZM57 162H59L58 159H57ZM201 162H203V161H201ZM207 162H208V161H207ZM211 162H212V161H211ZM236 162H237V161H236ZM238 162H239V161H238ZM8 163H9V162H8ZM36 163H37V162H36ZM43 163H44V162H43ZM55 163H56V162H55ZM86 163H87V161H86ZM191 163H192V162H191ZM205 163H206V162H205ZM208 163H209V162H208ZM214 163H215V162H214ZM214 163H213V164H214ZM220 163H221V160H220ZM224 163H225V162H224ZM210 164H212V163H209V165H210ZM42 165H43V164H42ZM48 165H49V164H48ZM50 165H51V164H50ZM86 165H87V164H86ZM188 165H190V164H188ZM209 165H208V166H209ZM220 165H221V164H220ZM237 165H238V164H237ZM241 165H240V167H241ZM0 166H2V165H0ZM3 166H4V165H3ZM5 166H6V165H5ZM7 166H8V165H7ZM24 166H25V165H24ZM32 166H33V165H32ZM34 166H35V165H34ZM34 166H33V168H34ZM52 166H54V165H52ZM52 166H51V168H52ZM202 166H203V164H202ZM218 166H219V164L216 165V167H218ZM10 167H11V166H10ZM29 167H30V165H29ZM29 167H28V169H29ZM84 167H85V166H84ZM84 167H83V168H84ZM196 167H198V164H197ZM199 167H200V165H199ZM199 167H198V168H199ZM203 167L205 168V166H203ZM216 167H215V168H216ZM219 167H221V166H219ZM230 167H231V166H230ZM230 167L227 166V168H230ZM43 168H44V167H43ZM87 168H88V167H87ZM187 168H188V167H187ZM198 168H197V169H198ZM206 168H207V166H206ZM212 168H214V167H212ZM221 168H222V167H221ZM221 168H219V169L216 168V169H218V171L220 170V172H221V171H223V170H221ZM11 169H12V168H11ZM197 169L195 168L194 170H197ZM210 169H211V168H210ZM216 169H213V170L216 171ZM232 169H233V168H232ZM84 170H86V169H84ZM84 170H83V171H84ZM199 170H202V169H199ZM199 170H197V171H199ZM203 170H204V169H203ZM213 170H212L211 172H212V174L214 175V173H213L214 171H213ZM6 171H7V169H6ZM76 171H77V170H76ZM78 171H79V170H78ZM184 171H185V170H184ZM204 171H205V170H204ZM254 171H257V172H258V175H260V176H258L256 173L253 174ZM91 172H92V171H91ZM208 172H209V171H208ZM223 172H224V171H223ZM232 172H234V169H233V171H231V173H232ZM249 172H250V171H249ZM249 172H248V171H245V173H249ZM15 173H16V172H15ZM82 173H83V172H82ZM96 173H97V171H96ZM187 173H188V171H187ZM201 173H202V172H201ZM209 173H210V172H209ZM217 173H218V172H216V174H217ZM225 173H228V177H229V174H230V173H229V172H225ZM78 174H79V173H78ZM80 174H81V173H80ZM205 174H206V172H205ZM223 174H224V173H223ZM243 174H244V172H243ZM249 174H250V173H249ZM2 175H3V174H2ZM8 175H9V174H8ZM12 175H13V173H12ZM194 175H196V174H194ZM0 176H1V175H0ZM5 176H6V175H5ZM9 176H10V175H9ZM62 176H63V175H62ZM75 176H76V175H75ZM91 176H92V175H91ZM209 176H210V174H209ZM209 176H208V177H209ZM211 176H212V175H211ZM211 176H210V177H211ZM218 176L221 177L222 175H218ZM244 176H245V175H244ZM11 177H12V176H11ZM68 177H69V179H70V176H68ZM71 177H73V176H71ZM197 177H201V176L198 175ZM208 177H207V178H208ZM231 177H232V175H231ZM2 178H3V177H2ZM5 178H6V177H5ZM63 178H64V177H63ZM66 178H67V177H66ZM66 178H65V179H66ZM75 178H76V177H74V179H75ZM81 178H82V176H81ZM191 178L194 179V177H191ZM201 178H202V177H201ZM224 178H225V177L223 176V179H224ZM226 178H227V177H226ZM232 178H233V177H232ZM253 178H254V177H253ZM0 179H1V178H0ZM3 179H4V178H3ZM3 179H1V180L3 181ZM57 179H58V178H57ZM77 179H78V178H77ZM79 179H80V177H79ZM79 179H78V180H79ZM195 179H196V177H195ZM195 179H194V180H195ZM211 179H212V178H211ZM217 179H218V178H217ZM34 180H37V179H34ZM67 180H68V179H67ZM212 180H213V179H212ZM212 180H211V181L209 180L210 183H209V182H205L204 184L207 183V185H209V184L214 183V182H212ZM215 180H216V179H215ZM218 180H219V179H218ZM218 180H216V181H218ZM220 180H221V178H220ZM220 180L217 182L218 184L220 183ZM228 180H229V179H228ZM228 180H227V182H231V181H228ZM244 180H245V179H244ZM251 180H252V179H251ZM4 181H5V180H4ZM37 181H38V180H37ZM40 181H41V180H39V182H40ZM74 181H75V180H74ZM76 181H77V180H76ZM82 181H83V180H82ZM178 181H179V180H178ZM196 181H199V180L197 179ZM204 181H205V180H204ZM204 181H203V182H204ZM225 181H226V180H225ZM252 181H253V180H252ZM259 181H260V180H259ZM42 182H43V180H42ZM44 182H45V181H44ZM64 182H65V180H64ZM64 182H63V183H64ZM78 182H79V181H78ZM83 182H85V181H83ZM211 182H212V183H211ZM227 182H226V183H227ZM253 182H254V181H253ZM25 183L27 184V182H25ZM36 183H37V182H34L33 184H36ZM45 183H46V182H45ZM56 183H58V182L56 181ZM59 183H60V182H59ZM63 183H62V184H63ZM92 183H93V182H92ZM170 183H171V182H170ZM217 183H216V186L218 185ZM223 183H224V185H227V184H225V182H223ZM245 183H246V182H245ZM258 183H260V182H258ZM261 183H260V185H261ZM19 184H20V183H19ZM29 184H30V183H29ZM65 184H66V183H65ZM65 184H64V186H66ZM77 184H78V183H77ZM85 184H86V183H85ZM103 184H104V183H103ZM103 184H102V185H103ZM220 184H222V183H220ZM243 184H244V183H243ZM243 184H242V185H243ZM256 184H257V182H256ZM20 185H21V184H20ZM38 185H39V184H38ZM38 185H36V186H38ZM43 185H45V184L43 183ZM58 185H59V184H58ZM207 185H206V186H207ZM212 185L214 186V184H212ZM222 185H223V184H222ZM228 185H230V184L228 183ZM228 185H227V186H228ZM232 185H233V186L231 187L232 189H233V187H234V188H237V187L239 188V186L237 185V182H236V185H237V186L234 185V183H233ZM246 185H247V184H246ZM260 185H259V186H260ZM39 186H40V185H39ZM39 186H38L37 188H39ZM46 186H47V185H46ZM60 186H63V185H60ZM94 186H95V184H94ZM174 186H175V185H174ZM204 186H205V185H203V187H202V186L200 185V187H202V188H204ZM206 186H205V188H207V187L209 188V186H207V187H206ZM220 186H221V185H219V187H220ZM227 186H225V187H227ZM235 186H236V187H235ZM243 186H244V185H243ZM254 186H256V185H254ZM261 186L263 187L264 184H262ZM40 187H42V185H41ZM47 187L49 188V185H48ZM77 187H78V186H77ZM84 187H85V186L83 185V188H84ZM211 187H212V186H211ZM211 187H210V188H211ZM246 187H247V186H246ZM246 187H245V188H246ZM22 188H23V186H22ZM62 188L64 189V187H62ZM75 188H76V187H75ZM202 188H201V191H203ZM212 188H213V187H212ZM223 188H224V187H223ZM223 188H222V190H221L222 193L224 192V191H223V190H224ZM228 188H229V187H228ZM231 188H230V189H231ZM253 188H254V187H253ZM258 188H259V187H258ZM23 189H24V188H23ZM39 189H40V188H39ZM58 189H59V188H58ZM58 189H57V190H58ZM63 189H61V190H63ZM85 189H86V187H85ZM89 189H91V188H89ZM89 189H88V190H89ZM199 189H200V188H199ZM215 189H217V187L214 186V191H215ZM218 189H219V188H218ZM248 189H250V188L248 187ZM248 189H247V190H248ZM261 189H262V188H261ZM25 190H27V189L25 188ZM36 190H37V189H36ZM42 190H43V189H42ZM207 190H208V189H207ZM255 190H257V188H256ZM255 190H253V191H255ZM28 191H29V190H27V192H28ZM69 191H70V190H69ZM83 191H86V190H83ZM104 191H105V190H104ZM205 191H206V190H205ZM209 191H210V190H209ZM209 191H208V192H209ZM211 191H212V190H211ZM214 191H213V192H214ZM217 191H218V190H217ZM217 191H216V192H217ZM219 191H220V190H219ZM221 191H220V192H221ZM232 191H233V190H232ZM234 191H235V190H234ZM257 191H258V190H257ZM259 191H261V190H259ZM14 192H15V191H14ZM42 192H43V191H42ZM45 192H46V190H45ZM45 192H43V194H46V195H47V193H45ZM65 192H66V191H65ZM81 192H82V191H81ZM88 192H89V191H88ZM92 192H94V191H92ZM92 192H91V195H92ZM206 192H207V191H206ZM247 192H248V191H247ZM40 193H41V192H40ZM62 193H64V192H62ZM77 193H78V192H77ZM84 193H86V192H84ZM84 193H83V196H85ZM201 193H202V192H201ZM203 193H205V192H203ZM231 193H232V192H231ZM234 193H235V192H234ZM236 193H237V192H236ZM248 193H249V192H248ZM248 193H247V194H248ZM254 193H255V192H254ZM258 193H259V192H257V194H258ZM260 193H261V192H260ZM14 194H15V193H14ZM30 194H32V193H30ZM48 194H50V193H48ZM51 194H53V193H51ZM198 194H199V193H198ZM198 194H197V195H198ZM210 194H212V193H208L207 195H210ZM214 194H215V193H214ZM214 194H213V195H214ZM239 194H240V193H239ZM32 195H34V194H32ZM36 195H37V194H36ZM36 195H35V196H36ZM46 195H45V196H46ZM215 195H216V194H215ZM219 195H221V194H219ZM224 195H225V194H224ZM237 195H238V194H237ZM237 195H236V196H237ZM251 195L253 196L254 194H251ZM255 195H256V193H255ZM11 196H12V195H11ZM11 196H10V197H11ZM47 196L49 197L50 195H47ZM60 196H61V195H60ZM86 196H88V195L86 194ZM198 196H199V195H198ZM203 196H204V195H203ZM234 196H235V195H234ZM238 196H239V195H238ZM240 196H241V195H240ZM249 196H250V195H249ZM257 196H258V195H257ZM260 196L263 198V197H264V193H263L262 195H260ZM8 197H9V196H8ZM13 197H14V196H13ZM16 197H17V196H16ZM37 197H38V196H36V198H37ZM53 197H54V200H55V196H54V194H53ZM53 197L50 196V198H53ZM81 197H82V196H81ZM196 197H197V196H196ZM213 197H214V196H213ZM218 197H219V196H218V194H217V198H218ZM225 197H227V196H225ZM241 197H242V196H241ZM241 197H240V198H241ZM3 198H4V197H3ZM61 198H62V197H61ZM197 198H199V197H197ZM204 198H205V196H204ZM222 198H223V196H222ZM227 198H228V197H227ZM234 198L237 199V197H234ZM249 198H250V197H249ZM255 198H257V197H255ZM12 199H13V198H12ZM26 199H27V198H26ZM38 199H39V197H38ZM42 199H43V198H41L40 200H42ZM62 199H63V198H62ZM62 199H61V200H62ZM94 199H95V198H94ZM201 199H202V198H201ZM218 199H219V198H218ZM242 199H243V198H242ZM258 199H259V198H258ZM263 199H264V198H263ZM14 200H15V199H14ZM19 200H20V198H19ZM40 200H39V201H40ZM44 200H45V198H44ZM54 200H53V201H54ZM58 200H59V199H58ZM58 200H57V201H58ZM63 200H64V199H63ZM83 200H84V199H83ZM83 200H82V202H85V200H84V201H83ZM102 200H103V199H102ZM193 200H194V199H193ZM207 200H210V197H209V199H207ZM211 200H212V197H211ZM215 200H217V199H215ZM219 200H220V199H219ZM219 200H218V201H219ZM222 200H224V199H222ZM0 201H1V200H0ZM17 201H18V200H15L14 202H17ZM45 201H46L45 204L50 208V206H49V202H47V200H45ZM86 201H87V200H86ZM99 201H100V200H99ZM224 201H225V200H224ZM226 201H227V200H226ZM228 201H229V200H228ZM239 201H240V200H239ZM255 201L258 202V203L261 202L260 204L263 203V200H256V199H255V200L253 201V202L255 203V205H256V202H255ZM259 201H260V202H259ZM1 202H2V201H1ZM1 202H0V205H3L4 203H5V205H6V204H13V203H14L13 200H11V202H10V201H9V202L7 201V203H6V202H4V203L2 202V203H1ZM54 202H56V201H54ZM94 202H95V201H94ZM140 202H141V201H140ZM179 202H180V201H179ZM181 202H182V201H181ZM191 202H192V200H191ZM212 202H213V201H212ZM215 202H216V201H215ZM47 203H48V204H47ZM58 203H59V202H58ZM65 203H66V202H65ZM85 203H86V202H85ZM102 203H103V202H102ZM171 203H172V202H171ZM32 204H33V205H32ZM32 204H30V206H29L30 208H29V207L26 208L27 210H25V211H21V212H23L24 215L26 214V216H27V217L25 216L24 218H22L23 215H22L21 212H20L21 215H19V214H20V213H19L20 210H17L16 208L14 209L13 207H10L9 209H8V207H7V208H6V207L3 208V206L0 207L1 209H4L3 212L0 211V214L3 213V214H2V216H3L4 213H5V214H6L5 217H8L7 215L10 214V217H8L7 219H12V218L14 217L13 221L15 220V221H14L15 224H18V222L20 223L21 221H23V223H25L24 220H25L26 218H27V219L29 218V219H28V221L30 222L29 224H26V223H25V225H21L20 228L17 227V228L15 229V231H18V230L21 229V231H23V232H24V230H25V229L23 230V226H27V225H29L30 227H34V225H35V226L39 225V224H37V223H36V224H37V225H36L34 222L31 223L32 219L34 220L35 218L37 219V221H40L41 223H43V224H40L41 226H39V228L41 227V228H44V229H45V230H44V229L39 230V231H43V232H46V229L48 228V226H49V224H50L49 222L54 221L55 219H56V220L58 219V221L55 220V221H56L55 224H54V223H53L52 225L50 224L49 228L51 229L52 232L48 229V231H47L46 233H44V235H40V234H38V230H34L35 233H36V231H37L36 235H38V237L41 236L42 238H41V237L36 238L37 236L34 234L35 238L33 239V231H32V233H31V232L28 231L30 228L27 229V231L29 232V236L32 237V238H30V239H31L30 242H27L29 239H27V240L24 239L25 241L23 242V241L21 240L22 237L20 238V240L18 239V241H20V244L22 243V245H23L24 243H26V244H24L23 247H21L20 245H19L18 247L15 246L16 244H15L14 242H18V241L16 240V241H13V242H12V240L10 239V238L13 239V237H14V236H13L14 233L12 232V230H10V229H8V228L5 229V230H4L5 232L3 231V233H4L5 235H6V233H7L8 235L12 233V235H11L10 238H9V237H7V235H6V237H5V235H4L3 233H2V234L0 233V235H3V236H4V237H3V236H0L1 241H2V242L4 241V243H3L2 245L0 244V264H108V263H109V257H110V255L105 254V253H107L106 250L108 251L109 249H108L107 247L104 246L105 244H104L103 246L105 247V249H106V248H107V249L104 251V252H105V253H104V254H105L104 257H103V256L101 257L100 255H98V256H99V257H98V256H96L97 254H95L96 257H93V255H92V257H93L92 260H88V258H91V257H88V253H87L86 255H87L88 258L85 257V259H84L83 257H84L85 255L82 257V256L80 255V253H79L80 250L77 251V250L80 248L81 245L79 246L77 243L75 244V242L73 241L74 244H75V245H74L72 242H69V240L72 241V239H67V241H66V240H65L66 238L63 239V238H61V236H60V235L65 231L64 228H66V227L64 226V225H65V222H61V221H62V220L65 221L67 218L64 220L65 217L63 218V217L61 216V218H60V217H58V218L54 217L55 219H52V218H51V220H50V219H48V218L50 217L51 214H50L48 211H45L46 213H45V214L43 213L44 215H41V216H40V213H36V217H34V216H35L34 214H35V212H36V210H35L36 207L34 208V210H35L34 214H33V212H32V211H33V210H32V209H33L32 207H34V205H36V204H34V203H32ZM50 204H51V203H50ZM105 204H106V202H105ZM216 204H217V203H216ZM216 204H215V205H216ZM234 204H235V201H234ZM239 204H240V203H239ZM31 205H32V206H31ZM51 205H52V204H51ZM56 205H57V202H56ZM66 205H67V204H66ZM68 205H69V204H68ZM106 205L108 206V203H107ZM167 205H168V204H167ZM176 205H178V204H176ZM191 205H192V204H191ZM211 205H212V204H211ZM229 205H230V204H229ZM229 205H228V206H229ZM237 205H238V203H237ZM241 205H242V204H241ZM258 205H259V204H258ZM53 206H54V204H53ZM57 206H58V205H57ZM62 206H63V205H62ZM62 206H61V207H62ZM70 206H71V205H70ZM178 206H179V205H178ZM198 206H199V205H198ZM218 206H219V205H218ZM239 206H240V205H239ZM54 207H55V206H54ZM54 207H52V208H54ZM87 207H88V206H87ZM174 207H175V205H174ZM176 207H177V206H176ZM176 207H175V208H176ZM182 207H183V206H182ZM196 207H197V205H196ZM196 207H195V209H196ZM234 207H235V206H234ZM256 207H257V206H256ZM169 208H171V207H169ZM191 208H192V206H191ZM227 208H228V207H227ZM229 208H230V206H229ZM238 208H239V207L237 206V209H238ZM260 208H261V207H260ZM1 209H0V210H1ZM6 209H7L8 211L11 210V211H9V212H11V213L7 212ZM77 209H78V206H77ZM77 209H76L75 211L78 212ZM104 209H105V208H104ZM104 209H103V210H104ZM110 209H111V208H110ZM173 209H174V208H173ZM180 209H181V208H180ZM195 209H194L193 211H195ZM198 209H199V208H198ZM214 209H215V208H214ZM218 209H219V208H218ZM239 209H240V208H239ZM243 209H244V208H243ZM12 210H13V211H12ZM15 210H16V211H15ZM29 210H30V211H29ZM61 210H62V209H61ZM68 210H70L71 213H73V211H72V207H71V208H68L67 211H68ZM105 210H106V209H105ZM182 210H186V209H183V208H182ZM215 210H216V209H215ZM17 211H18V213H17ZM26 211H27V212H26ZM42 211H44V210H42ZM166 211H167V210H166ZM177 211H179V210H177ZM220 211H221V210H220ZM234 211H235V210H234ZM234 211H233V212H234ZM238 211H239V210H238ZM263 211H264V209H263ZM14 212H16V213H14ZM28 212H29V213L31 212L32 215L29 214ZM62 212H63V210H62ZM68 212H69V211H68ZM118 212H119L118 214H121L120 211H118ZM175 212H176V211H175ZM184 212H185V211H184ZM233 212H232V213H233ZM240 212H241V211H240ZM7 213H8V214H7ZM65 213H66V212H65ZM110 213H111V211H110ZM182 213H183V211H182ZM185 213H186V212H185ZM187 213H190V212L187 211ZM195 213H196V212H195ZM225 213H226V212H225ZM11 214H12L13 216H12ZM17 214H18V215H17ZM38 214H39V215H38ZM48 214H49V217H46L45 215H48ZM68 214H69V216H71L70 213H68ZM68 214H67V215H68ZM105 214H106V213H105ZM107 214H108V212H107ZM190 214H191V213H190ZM196 214H198V213H196ZM196 214H195V216H194V214H192L194 217H193L192 215H189V216H190V217L192 216L193 218H191V219L193 220L195 217L198 218V215H196ZM222 214H223V213H222ZM235 214H236V212H235ZM235 214H231V215L233 216V215H235ZM241 214H244V212L241 213ZM241 214L239 213L238 216H240ZM16 215H17V216H16ZM28 215H29V216H28ZM30 215H31V216H30ZM75 215H77V213H76ZM108 215H109V214H108ZM111 215H112V214H111ZM113 215H114V213H113ZM113 215H112V216H113ZM122 215H123V213H122ZM124 215H125V214H124ZM177 215H178V213H177ZM223 215H224V214H223ZM231 215H228V216H230V218H232V219H237V218H234V217H236L237 215H236V216H233V217H231ZM2 216H0V218H2ZM15 216H16V217H15ZM38 216H39V217H38ZM43 216H44L45 218H44ZM72 216H73V215H72ZM106 216H107V215H106ZM112 216H111V218H110L111 221L113 220V219H112ZM115 216H116V215H115ZM175 216H176V215H175ZM175 216H174V217H175ZM179 216H180V215H179ZM181 216H182L181 218H182V220H183V217L185 218L184 213H183V215L181 214ZM187 216H188V214H186V217H187ZM218 216H219V215H218ZM218 216H217V217H218ZM228 216H227V217H228ZM241 216H242V215H241ZM263 216H264V215H262L261 218L259 217L260 219H258V221H257V226L259 225L258 227L256 226L257 229H256L255 226L253 225V227H254L256 230H255L254 228H252V226H251V228H250V224H253V222L250 223L249 221H247V222L249 223L248 225H244L245 222L241 223V225H240L239 223H238V225H236V224H237L236 222H238L239 219H241V218H238V221L233 220V221H236V222H232L231 220H229V221L232 222V223H236V224H235L236 226H241V227H242L243 225H244V226H249V227H248V228H250L249 231H248V230H245V232H249V234H250V233L252 232V229H253L254 233L251 234V235H252L251 237H253V236H254V237L252 238V241H251V242L256 241V242H258V243H261V242H259L258 240H261V241L264 240V238H263V239L261 238V237H264V236H262V235L260 236L258 233L263 232V231H264V227H263V229H262V228L259 229V228L262 226V224H258V223H262L261 221L264 222V218H263ZM11 217H12V218H11ZM17 217H18V220H16ZM30 217H31L32 219H30ZM107 217H108V216H107ZM152 217H153V216H152ZM177 217H178V216H177ZM177 217H176V219H178ZM199 217H200V215H199ZM227 217H226V218H227ZM242 217H243V216H242ZM20 218H21V219H20ZM38 218L41 219V220H39ZM43 218H44V219H43ZM59 218H60L61 220H59ZM62 218H63V219H62ZM113 218H114V217H113ZM118 218H119V217H118ZM179 218H180V217H179ZM187 218H188V217H187ZM248 218H250V217H245V219H248ZM262 218H263V219H262ZM23 219H24V220H23ZM107 219H108V218H107ZM120 219H121V218H120ZM120 219H117V218H116V219L113 221V223H114L115 221H119ZM122 219H123V217H122ZM131 219H132V218H131ZM224 219H225V218H224ZM224 219H222V221L228 220V219H225V220H224ZM261 219H262V220H261ZM43 220H44V221H43ZM45 220H46V221H45ZM48 220H50V221L48 222ZM108 220H109V219H108ZM126 220H127V219H126ZM128 220H130V219H128ZM132 220H133V219H132ZM182 220H181V222H182ZM186 220H187V219H186ZM186 220H183V221L186 222ZM188 220H190V219H188ZM188 220H187V221H188ZM216 220L218 221V219H216ZM219 220H220V219H219ZM242 220H244V219H242ZM242 220H241V222H242ZM2 221H5V220H2ZM16 221H18V222L16 223ZM34 221H35V220H34ZM111 221H110V222H111ZM122 221H123V220H122ZM194 221L196 222L197 220L194 219ZM194 221H193V222H194ZM211 221H212V220H211ZM217 221H216V222H217ZM222 221H221V222H222ZM245 221H246V220H245ZM44 222H45V223H44ZM47 222H48L49 224H48ZM58 222H59V223H60V222H61V223H64V224H63L64 228H63V227H61V228L58 227ZM126 222H127V221H126ZM212 222H213V221H212ZM221 222H220V223H221ZM0 223H1L0 227L4 225V224L2 225L3 222H0ZM5 223H6V222H5ZM27 223H28V222H27ZM33 223H34V224H33ZM38 223H39V222H38ZM120 223H121V222H120ZM120 223H117V224L119 225ZM142 223H143V222H142ZM179 223H180V221H179ZM191 223H192V222H190V224H191ZM207 223H208V222H207ZM207 223H205V224H207ZM217 223H218V224H216V225H219V222H217ZM222 223H224V222H222ZM222 223H221V224H222ZM20 224H21V223H20ZM30 224H32V225H30ZM44 224H45V225H44ZM47 224H48V225H47ZM132 224H133V223H132ZM182 224H183V223H182ZM182 224H180L179 226L181 227ZM193 224H196V223H193ZM193 224H191V225L193 226ZM197 224H198V223H197ZM205 224H203V225H205ZM214 224H215V222L213 223V227L215 226ZM242 224H243V225H242ZM245 224H246V223H245ZM6 225H8V224H5V226H6ZM12 225H13V224H11V225L9 224L8 226L11 227ZM18 225H19V224H18ZM46 225H47V227H45ZM114 225L116 226L115 223H114ZM125 225H127V224H125ZM185 225H187V223H185ZM185 225H183L184 228H185ZM198 225H199V224H198ZM198 225H197V226H193V228L200 227V225H199V226H198ZM201 225H202V223H201ZM209 225H210V224H209ZM260 225H261V226H260ZM5 226H4V227H5ZM43 226H44V227H43ZM51 226H52V227H51ZM187 226H188V227H187V230H188V228H190V227H189L190 225H187ZM4 227H3V228H4ZM12 227H14V226H12ZM122 227H123V226H122ZM126 227H127V226H126ZM132 227H133V226H132ZM168 227H169V226H168ZM171 227H172V230L174 231L173 226H171ZM174 227H175V226H174ZM213 227H212V230H213ZM219 227H220V226H219ZM230 227H232V226H230ZM55 228H56V229L58 228L59 230H56ZM62 228H63V229H62ZM137 228H138V227H137ZM137 228H135V229L137 230ZM178 228H179V227H178ZM193 228H190V229L193 230ZM201 228H202V227H201ZM204 228H206V227H204ZM209 228H210V227H209ZM227 228H228V230H229V226H228V227L226 226V228H225V232H227V231H226ZM246 228H247V227H246ZM54 229H55V230H54ZM60 229L62 230V232L60 231ZM133 229H134V228H133ZM135 229H134V230H135ZM151 229H155V228H151ZM169 229H170V228H169ZM176 229H177V227H176ZM197 229H198V228H197ZM202 229H203V228H202ZM207 229H208V227H207ZM215 229H216V228H215ZM238 229H239V230L241 229V230H242L241 232L243 233V228H238ZM244 229H245V227H244ZM6 230H7V231L9 230V231L7 232ZM125 230L127 231V229H125ZM130 230H131V229H130ZM156 230H157V229H156ZM165 230H166V229H165ZM170 230H171V229H170ZM199 230H200V229H199ZM204 230H205V229H204ZM257 230H258V231L260 230V231L257 233ZM262 230H263V231H262ZM10 231H11V232H10ZM15 231H14V232H15ZM21 231H19V235H20V236L25 235L24 233L22 234ZM27 231L25 230V233H28ZM54 231H60V232H58V233H59L58 236H60L61 239H59V237H58L57 241L63 239V240H65L66 243H65L63 240L60 241V242L58 241V243H57V242L55 243L54 240H56V239H54L53 236H54V237H55V236L57 237V235L55 234L56 232H54ZM118 231H119V229H118ZM121 231H122V230H121ZM126 231H125V232H126ZM146 231H147V230H146ZM153 231H154V230H153ZM162 231H164V230H162ZM176 231H177V230H176ZM181 231H182V230H181ZM210 231H211V230H210ZM215 231H216V230H215ZM232 231L235 232V230H232ZM9 232H10V233H9ZM49 232H50V233H49ZM139 232L143 233L142 230H140ZM144 232H145V230H144ZM147 232H148V231H147ZM150 232H151V231H150ZM168 232H169V231H168ZM168 232H167V233H168ZM186 232H187V231H186ZM186 232H185V233H186ZM189 232H190V231H189ZM196 232H197V231H196ZM203 232H204V231H203ZM205 232H206V231H205ZM208 232H209V231H208ZM208 232H207V233H208ZM222 232H224V230H223ZM241 232H239V233H240V234H239V237H240V235L242 236L243 234H245L244 238L247 237V235H246L247 233H243V234H241ZM17 233H18V232H17ZM52 233H53V235H52ZM60 233H61V234H60ZM127 233H130V232H127ZM148 233H149V232H148ZM148 233H147V235H145V237L148 236ZM155 233H156V232H155ZM155 233H153V236L155 235ZM167 233H165V234H167ZM171 233H172V232H171ZM191 233H192V232H191ZM193 233H194V232H193ZM193 233H192V234H193ZM199 233H200V232H199ZM199 233H198V234H199ZM212 233H213V232H212ZM31 234H32V235H31ZM46 234H47V236H46ZM54 234H55V235H54ZM64 234H65V233L62 234V237H64V236H63ZM135 234H136V233H135ZM149 234L151 235L152 233H149ZM159 234H161V233H158V235H159ZM202 234H203V233H202ZM233 234H234V233H233ZM235 234H238V233L235 232ZM235 234H234V238H235V236H236ZM172 235H173V234H172ZM195 235H196V234H195ZM195 235H191V237H192V236L194 237ZM258 235H259V237H258ZM263 235H264V234H263ZM12 236H13V237H12ZM27 236H28V235H27ZM29 236H28V237H29ZM44 236H46V237H44ZM161 236H163V234H162ZM164 236H165V235H164ZM186 236H187V235H186ZM202 236H203V235H202ZM206 236H208V235H206ZM237 236H238V235H237ZM93 237H94V236H93ZM95 237H96V236H95ZM95 237H94V238H95ZM107 237L109 238V236H107ZM133 237H134V235H133ZM174 237H175V236H174ZM187 237H188V236H187ZM191 237H188V240H189ZM197 237H198V235H197ZM200 237H201V236H200ZM200 237H199V238H200ZM203 237H205V235H204ZM203 237H202V239H205V238H203ZM208 237L210 238V236H208ZM212 237H214V236H211V238H212ZM217 237H219V235H217ZM217 237H216V238H217ZM220 237H221V236H220ZM239 237H237V239H238ZM242 237H243V236H242ZM242 237H240V239H241ZM255 237L257 238V240H256ZM2 238H3V239L5 238L6 240H5V239L3 240ZM7 238H9V239H8V243H6V242H7ZM14 238H15V237H14ZM23 238H24V237H23ZM23 238H22V239H23ZM43 238H44V239H43ZM45 238H47V239H45ZM51 238L54 239V240L52 241ZM103 238H104V237H103ZM150 238H151V237H150ZM160 238H161V237H159V239H160ZM172 238H173V237H172ZM180 238H181V236H180ZM206 238H207V237H206ZM254 238H255V239H254ZM260 238H261V239H260ZM16 239H17V236H16ZM39 239L42 240V241H40ZM115 239H117V238H115ZM134 239H135V238H134ZM141 239H142V237H141ZM157 239H158V238H157ZM186 239H187V238H186ZM195 239L197 240L196 237H195ZM200 239H201V238H200ZM235 239H236V238H235ZM237 239H236V240H237ZM245 239H246V238H245ZM245 239H241V240H239V241L241 242V245H240V246H242V244H244L243 246L245 247V251H244V249L241 247L242 250H243V251H241V252H240L239 250H237V249L239 248V246H238V248L236 249L237 245H239L238 242H236V240H234V241L236 242V245H234V246H236V247L234 248L235 250L232 249V247L229 246V245H231V243H230L229 245H228V243H226V242H227L226 239H225V240H222V241L219 240L220 242H222V243H220V242H219V243L221 244V246L224 247V249H223L222 251H224L223 253L226 254V256H225L223 253H221V251H215L217 248H219V247L221 248V246H220V244L218 243L217 240H215V243H214V244L212 243V242H214V241H212V242H211L212 245L210 244V241H209L208 243H205V245H203V246H205L206 249H207L206 244L210 245V246H211L210 248H212V246H213V248L215 247V249H213V250H214L215 252H219V253H220V254H216V255H218V256H216L214 252L212 253V254H214L213 256H214L215 258H217L216 261H217V260L219 261V260L222 258V257L219 258V256H220L221 254H223V255H221V256H223V258L230 257L232 260H235V258H238V257L244 256L242 252H246L247 249H248V245H249V243H247V242H249V240H250L251 238H248V237H247V239H246V240H247L246 243H247L248 245H247L246 243H243V241H246ZM10 240H11V242L13 243V245H12V243L10 242ZM33 240L36 241V242L39 241V242H38L39 244H37V243L34 242ZM44 240H46V242H45ZM48 240H49V241H48ZM97 240H101V236H100V239H99V236H98V239H97ZM155 240H156V239H155ZM182 240H183V239H182ZM184 240H185V238H184ZM190 240H191V239H190ZM193 240H194V239H193ZM196 240H195V241H196ZM5 241H6V242H5ZM21 241H22V242H21ZM32 241H33V243H32ZM51 241H52V242H51ZM109 241H110V239H109ZM109 241H108V243L110 244ZM136 241H137V239H136ZM138 241H139V239H138ZM141 241H142V240H141ZM153 241H154V240H153ZM225 241H226V242H225ZM234 241H233V243L235 244ZM2 242H1V243H2ZM68 242H69V243H68ZM101 242H102V241H101ZM103 242H104V240H103ZM111 242H113V241H111ZM144 242H146V241H144ZM203 242H204V241H203ZM205 242H206V241H205ZM223 242H224V245H223ZM90 243H92V242H90ZM95 243H96V242H95ZM105 243H106V242H105ZM108 243H106V244H108ZM146 243H147V247H149V248L146 247L147 249H150V248L155 249V248H156V247H154V246H153V247H150V245H151L152 242L150 243L149 246H148V242H146ZM182 243H183V242H182ZM184 243H185V242H184ZM233 243H232V244H233ZM258 243H257V244H258ZM33 244H34L35 247H31V246H30V245H33ZM70 244H71L72 246H71ZM113 244H114V243H111V245H113ZM134 244H135V243H134ZM198 244H199V243H198ZM203 244H204V243H203ZM225 244H226V247H227L228 249L225 247ZM262 244L264 245V242H262ZM262 244H259V248L262 247L261 250H259V249L257 248V251H258V250H259V251H262L261 253H260L259 251H258V252H259V254L261 255V257L263 256V258H264V253H263V252H264V246H263ZM73 245H74L76 248H77V245H78V246H79L78 249H76ZM87 245H89V244H87ZM92 245H93V244H92ZM96 245H97V244H96ZM117 245H118V243H117ZM131 245H132V244H131ZM136 245L138 246L139 244H135V245H133V246L135 247ZM183 245H185V244H183ZM183 245H181V246H183ZM192 245H193V244H192ZM194 245H196V244H194ZM218 245H219V246H218ZM227 245H228V246H227ZM245 245H247V246H245ZM261 245H262V246H261ZM89 246H91V245H89ZM93 246H94V245H93ZM100 246H101V245H100ZM125 246L127 247V245H125ZM137 246H136V247H137ZM145 246H146V245H145ZM196 246H197V245H196ZM216 246H218V247H216ZM231 246H232V245H231ZM110 247L112 248V246H110ZM134 247H133V249H134ZM139 247H140V246H139ZM187 247H188V246H187ZM189 247H190V246H189ZM189 247H188V248H189ZM200 247H201V246H200ZM200 247H199V245H198V247H196V248H200ZM32 248H34V249H32ZM82 248H83V246H82ZM87 248H88V247H87ZM140 248L142 249V246H141ZM205 248L203 247L202 249H205ZM208 248H209V247H208ZM225 248H226V249H225ZM251 248H252V249H251ZM103 249H104V248L102 247L101 250H103ZM117 249H119V248H117ZM117 249H116V250H117ZM133 249H132V250H133ZM206 249H205V251H206ZM249 249H251V253H252V254H253V253H256V251L254 250V248L252 247V245H250V248H249ZM113 250H114V248H113ZM119 250L123 251V250H125V249H122V248H121V249H119ZM126 250H127V248H126ZM126 250H125V253H124V252H121V253H124V255H125V256L123 257L122 260H123L126 264H152V260H153V258H154V260L156 261V259H157V258L159 259L160 256L163 257V259H162V258H161V259L164 260V261L161 262V259H159V260H160V263H159V261H158V262L156 261V263H159V264H201L200 262H198V259H199V258H198L197 261H196L195 257L192 256V255H191V257L188 256L189 259L187 258V260H184L183 255H182V256H179V255H180L179 253H181V254L183 253V252L180 251L181 249L179 250L180 252H178V250H177V254H179V255H176V256H179V257H182V258H179V257H176V256H175V257H172V256H174V254H173L172 256H170V255H168V254L166 255V254L160 253V252H158V251H156V250H155V253H157V256L155 255L154 252H152V254H154V256H152V257H151L152 254H151V255H150V253L147 254V251H146V252H138V251H141L140 249L138 250V249L135 248L134 251L136 250V252H133L131 249H130L131 251H130V250H129V251H126ZM137 250H138V251H137ZM142 250L144 251V249H142ZM160 250H162V249L160 248ZM183 250H184V249H183ZM191 250H194V249H191ZM191 250H189V251H190L189 255L192 253ZM196 250H199V249H196ZM225 250H227V251L225 252ZM240 250H241V249H240ZM81 251H82V250H81ZM109 251H110V250H109ZM111 251H112V249H111ZM114 251H115V250H114ZM114 251H113V252H114ZM166 251H167V250H166ZM187 251H188V250H187ZM199 251H201V249H200ZM203 251H204V250H203ZM203 251H202V253H203ZM253 251H255V252H253ZM116 252H117V251H116ZM119 252H120V251H119ZM161 252H163V251H161ZM167 252H168V251H167ZM193 252H194V251H193ZM228 252H231L232 255H231V253L228 254ZM237 252H239V253H237ZM82 253H83V252H81V254H82ZM111 253H112V252H111ZM158 253H159V254H158ZM172 253H173V252H172ZM186 253L188 254V252H186ZM197 253L201 255V252H197ZM197 253H196V254H197ZM233 253L236 254V255H235V258H234V257H233V258L231 257V256H234ZM240 253H242V255H241ZM83 254H84V253H83ZM114 254H115V253H114ZM118 254H119V253H118ZM170 254H171V253H170ZM183 254H184V253H183ZM193 254H194V253H193ZM196 254H195V255H196ZM209 254H210V253H209ZM209 254H207V255L209 256ZM239 254H240V255H239ZM119 255H120V254H119ZM122 255H123V254H122ZM159 255H160V256H159ZM237 255H238V256H237ZM204 256H205V254H204ZM208 256H207V257H208ZM224 256H225V257H224ZM236 256H237V257H236ZM248 256H249V255H248ZM248 256H247V257H248ZM97 257H98V258H97ZM193 257H194V258H193ZM198 257H199V256H198ZM207 257H206V258H207ZM210 257H212V256H210ZM245 257H246V256H245ZM245 257H244V259H245ZM86 258H87V259H86ZM94 258H95V259H94ZM110 258H111V257H110ZM121 258H122V257H121ZM151 258H152V259H151ZM190 258H191V259H190ZM215 258H214V259H215ZM223 258H222V259H223ZM230 258H229V259H230ZM241 258H242V257H241ZM119 259H120V258H119ZM185 259H186V258H185ZM194 259H195V260H194ZM204 259H205V257H204ZM204 259H203V260H204ZM207 259L210 260V258H207ZM212 259H213V257H212ZM227 259H228V258H227ZM231 259H230V260H231ZM120 260H121V259H120ZM154 260H153V264H156V263H154V262H155ZM189 260H191V263L189 262ZM242 260H243V259H242ZM242 260H241V261H242ZM187 261H188L189 263H188ZM199 261H201V260H199ZM204 261H205V260H204ZM204 261H203V262H204ZM216 261L214 260V263H215ZM112 262H113V260H112ZM112 262L110 261L111 264H113ZM203 262H202V263H203ZM206 262L209 263V261H206ZM211 262H213V260H212ZM229 262H230L231 264H234V263L231 262V261H229ZM229 262H227L225 259H223L222 264H224V263L226 264V263H229ZM230 263H229V264H230ZM242 263H243V264H246V261H245V263L242 261ZM204 264H205V263H204ZM206 264H207V263H206ZM209 264H210V263H209Z\"/></svg>","mask_w":264,"mask_h":264},{"label":"clouds","instance_id":"9594fccd","mask_svg":"<svg viewBox=\"0 0 264 264\" xmlns=\"http://www.w3.org/2000/svg\"><path fill=\"white\" fill-rule=\"evenodd\" d=\"M43 162L37 160V164ZM167 195V186L161 182H154L141 190L140 201L146 210H156L162 206ZM65 227L73 240L86 245L90 244L93 236H110L120 240L134 238L125 231H117L115 225L107 219L102 209L85 215L69 216ZM246 264H264V258L259 252H256L246 260Z\"/></svg>","mask_w":264,"mask_h":264}]
</instances>
